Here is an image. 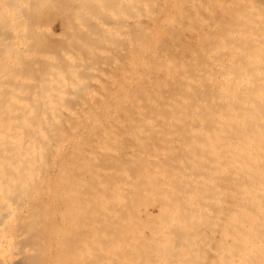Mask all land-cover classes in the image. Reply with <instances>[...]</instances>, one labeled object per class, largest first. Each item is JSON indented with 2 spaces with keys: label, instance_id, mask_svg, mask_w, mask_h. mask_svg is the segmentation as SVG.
Here are the masks:
<instances>
[{
  "label": "bare ground",
  "instance_id": "1",
  "mask_svg": "<svg viewBox=\"0 0 264 264\" xmlns=\"http://www.w3.org/2000/svg\"><path fill=\"white\" fill-rule=\"evenodd\" d=\"M29 1L27 2V0H0V13H1L0 17L2 18V20L0 18V20H1L0 21L1 22L0 23V33L5 35V36L8 35V39L9 40H6V42L8 41L6 45L11 44L9 46L13 45V47H14V45L17 42V40L20 39L21 36H23L25 33L26 34L23 36V37H25V39L23 38L24 41L25 40H29V39H26V36L29 37L28 33L32 32V34H33L34 32L31 31V30L36 29V27L37 28L39 27V24H40L41 21L38 22L37 19H36L34 23H35V25H38V26H35L33 24V22H32L33 26L31 24V26H32V28H31V26L28 23L31 21L32 18L29 19V14H27L28 16H26L24 14V13H26L25 12L26 9L24 7L27 6L26 2L29 4ZM35 1H37V2H35ZM35 1H34L35 2L34 4L31 2L33 7H35V8H36V5H38L36 9L34 8V10H33V8H32L33 11H30V12L34 13L33 14L34 16H32L33 19H35L36 16L38 15V13H36V12L40 11L39 13L42 16V12H45L47 10L46 13H48L49 11H54V10L57 11L58 9L60 11V8L63 6V4H66L65 2H63V4L60 3L59 0H35ZM61 1H63V0H61ZM118 1L119 0H78V1L75 0V2H78V4H77L78 6L76 5V7H74V8H76V9L79 8V11L82 9V11H84L83 14L92 15V17L95 16V14L97 13V15L95 16V17L98 16V18H95L96 22H98L99 19H100V21L97 23L98 25L94 24V23H93L94 25L92 23L90 24V25H93V30H92V28L90 29L89 25H86V23H85V20L87 21V19L88 20L92 19L91 16H90V18H88L89 17L88 15H87V17L84 16L85 17L84 20H83L84 23H85V24H83L84 26L82 25V22H81L82 20H80V23H81L80 26L81 27H83V28L86 27V26L89 27V29L87 28L88 31L86 29L82 28L85 31V33H86V31L88 32L87 36H89L90 34L94 33L93 31H94L95 25H97V28H99V29L95 28L96 31L100 30V27L103 28V29L104 28L105 29L106 28H110V25H111L109 23L110 22V19H109L110 17L108 16L109 18L108 17L104 18L105 17L104 15H106L107 13H105L102 16V14H103L102 12H106V10L103 11L101 8L103 6L107 7L106 5L109 4L108 5L109 10L112 12V14L114 16V13H113L112 10L117 8L116 6L120 5V4L116 5V3ZM128 1H131V6H130L131 7V12L129 13L130 16H126L127 12H123V14L126 16L125 20H126L127 17H129L130 20H131V24H130V26H131L130 27L131 28V30H130V43L127 42L128 43L127 44L125 42L127 45H129V46H127V45L126 46L129 48V50H127V51L130 54L127 53V55H129V57H128L129 58V60H128L129 63H127V64L124 63V64H126L128 66L127 67L128 70H124L123 71L122 66H121V70L120 71L118 70L119 73L120 72L121 73L125 72V74H123V75L127 74V78L125 77L126 78V85H125L126 87H125V91L123 90L125 92V95L122 96V97L121 96L120 97L117 96V98L119 97L118 99H115L117 102H113L114 99H110V98H106V97L103 99V98H101L102 97L101 95H100L101 97L100 96L98 97L99 99L101 98L99 100V103H98V101L97 102H92V100H94V98H90L89 97L90 98L89 99L88 97H86V95L89 94V93H85V90H86V88H85L86 85H85L83 87L85 89H83L80 86L81 90L83 89L82 93L84 92V94H86L85 96H83L84 97L83 100L85 101V102H83V104H76L77 100L76 101H74L75 99L72 100L73 96H72V94L70 95V93H68V95H67V96H69L68 98L64 97L66 95V93L65 92L63 93V91L60 90V91H62V94H64V95H63V97H59V98H61L63 100H67L68 99V101H71V102L74 101L75 104L64 103L63 102V104L61 105V108H63V111L61 110V108L58 111L59 106L54 105L53 109L55 111L50 114V111L52 109L50 108L51 110H47V108H49L48 104L51 106L52 103H50V101L46 100L47 101V105H46L45 99L47 98L49 100V99H51L53 97H51V96H43L42 99L40 98L42 101L40 100L41 103H39L38 106H40L42 104L44 106V107L42 106L43 108H45V106L46 107L48 106V107L43 109V108H40L41 107L40 106V107H38V109L39 108H40V110L43 109L42 111H43L44 114L48 111L49 112L48 117L51 115L52 119H53V121L51 120L52 123L49 122L47 124L46 130H45V127L43 125L44 121L42 122V120L39 117L41 113L38 112V111H31L33 109L31 108V106H29V104L32 105V103H31V100L28 101L30 98H32L31 96H28V100H27V103H29V102L30 103L27 104V105L23 104L26 107L28 106V108H26V107L24 108L23 107L22 110L19 109V111L21 113L23 111L24 112L23 114H25V115H21L20 114L21 115V119L19 118L20 115L17 116L18 117L17 119H15V116L17 115L16 113L19 114V111L16 110V109H13L12 106L13 105H18L20 103L19 101H22V102L26 101L25 99L27 98L26 97L27 93H25L26 96H22L23 94L19 95V96L25 97L24 100L18 99L19 103L17 102V100H15V98H17V96H18L16 93H14L15 96L13 95L12 99L10 97V99L12 101L10 99H8V97H6L7 100H5V103L8 106L3 104L4 98H2L3 100H0L1 101L0 102V107L1 108H3L1 106V103H2L4 108L5 107L8 108L10 106L11 109H13V110L9 109L10 107L8 109L11 111V113H15L14 115H12L11 113H8L9 110L5 108L6 109V113H7V115H5V109H3V110L0 109V118H1L0 122H2V123H0V126H1V124L5 123V122L7 123L8 121H6V120H8V119L10 121H12L11 118L13 116L14 117L12 119L14 121H12V122H13V124H16L15 128H11L10 125L12 123H10V122L7 123L6 126L9 125L10 129H9V127L7 128L5 126H1V127H4V129H1V127H0V139H1L0 145L2 146V148L0 146V151L2 150L0 155L2 154V156H3V157L1 156L2 158H8V157L11 158V159H7V160H9V163H7L8 162L7 160L3 159L5 161L3 163H5V164H0V168L1 167L3 168L5 166H7L8 164H10V166H12L13 162L16 159L17 160L15 161L16 163L14 162L15 163L14 165H18V164L22 163V162H20V163L18 162V164H17V161L18 160L20 161L21 158H23V160L26 159V162H23V163H28V161H29V163L26 164V166L22 167L21 170L20 169H18V170L14 169L15 170L14 174H13L12 170L8 171L6 169L7 170V172H6L7 174H9V173L13 174V176H10L11 178L9 176H7V179H5V178L1 179L2 177H4L7 174H4L5 172L2 171V170L0 171V174H2V172H3V175L0 177V179H1L0 182L3 183V184H1V186L3 188L0 186L1 187L0 190L2 189V191H3V192L1 191L2 194L5 192L4 190L7 189V187H5L6 185L9 187L8 189H10V191L7 189V192L11 193L12 191H14V192L11 193V195H8V193H6L7 195H5V193L3 194L5 197L9 196V199L11 198L10 200L5 198L0 193V195H1L0 198H2V196H3V198L0 199V201L4 202V203L1 202V204H3V207H4L5 203L7 204V202H8V205H6V206L10 207V204H9L10 202L9 201H11V205H15V206H12V207H16V209L20 208V207H18V205L20 206V204L21 205H23L25 203L29 204V202H27V201L23 202V200L20 201V199L17 200V201L15 200V199H17V196H19L18 198L22 197L18 193V191H16V190H20L21 188H22L21 189L22 191H19V192H24L25 196L27 195L25 198L29 197L28 199L34 197V196L31 197V195H33V193L32 194L30 193L31 191L34 192L35 195L39 193L36 197H38L40 195V193L43 194V192H42L43 190H42V185L41 184H42V181L45 178L42 177V176L45 175L46 171L44 172V170H42V169H45V167L47 168V173L46 174H47V178L50 181H51V176H52V174H51L52 171L51 170L54 169L53 172H56L55 171L56 168L52 167V166H54L55 141L56 140H57L56 141L57 142V146H56L57 147V156H58V160H59V172L58 173L61 174V175H58V179H57L56 175H55L56 177L54 176L57 179V180L55 179L56 184H59V187H57V185H56V187L60 188V186H61V192L58 194V196H57V193L55 191V193H56L55 199L58 197V199L56 201L57 205L55 204L56 202L54 200V190H52V188H51L52 185H51V187H48V186L45 185V183L48 184V185H50L52 183H50V181L48 182V180L46 179L47 181L43 184L44 187H46V189H48V191L47 190L46 191L48 193L47 194V196H48V204H49L48 207H51L50 208V213L52 214V218H50V223H51L53 234L52 233L49 234L50 236L47 239L43 238V240L44 239L45 240L41 241L42 244L40 242V244H41L40 247H38V244L37 245L35 244L36 246L33 245L31 248L30 247L26 248V247H28V243L29 242H26V241L23 240L24 237H22V233H24V230H23V232H21L22 231L21 229H23L26 226L27 227H32V224H31V226H29L30 224L29 225L26 224V226H22L21 225V226H19L20 227L19 230H20L21 233L20 232H19V234L16 233V237L15 238L17 239V235H19L18 236L19 238H21V237L23 238V239H20V240L17 239L19 242H21V244H23V245H21L22 248L18 247L20 249H7L9 247V245H6V244L7 243L9 244V242H7L6 244H3L4 242H3L2 239L5 237L4 235L8 236L9 234H12V233L8 232L10 229L7 230L8 229L7 227H3V226H6V225H3V223L6 224L8 222V221L5 222V220L9 216L8 217H4L5 219L2 218L3 216H0V220H1L0 227L2 226V228L4 230H7L6 234H5V231L3 232L1 230V228H0V230H1L0 233H2V232L4 233L3 236L0 234L3 237V238L1 237L2 239H0V241H2L1 245L3 244V246H5V245L7 246V248H3L0 245V264H69V262H68L69 251L72 250L74 252V250H75V253H76V249H79V248H77L78 247L77 245L79 243H81V245L79 244L81 247L79 246L80 250H77V251L78 252L80 251L81 255L78 254V256L80 255L82 258H80V256L78 257L75 253L74 254L78 258H80V261H82V259H83V261L86 262L87 260L89 261V256H93L94 255L92 253H96L97 252V254H98V255L96 254L97 256L101 255V254H99V252L97 250H96V252H94V250H95L94 248H93L94 249L93 252L90 251V249H91L90 246L92 247L91 241L95 240V238L97 236L98 237L102 236V239H106V242L110 243V246H109L108 250L113 255L112 256L113 259H114L115 256L118 257V254L120 252L125 251L128 254L131 253L130 255H132V253L133 254L134 253L138 254V251L139 250L141 251L142 248H146V247L147 248H151L150 245L154 246V244H155V246H156V244L157 245L160 244V245L165 246L166 243H168V245L165 246L167 248V246L169 247V243H171L170 245L171 246L173 245L172 247L176 248V249L172 250L171 249L172 247L171 246L169 247L170 251L172 250L171 252L173 254L175 253L173 251L177 250L178 249L177 247H179V246L181 247V250H183L185 248V246H186V249L188 250V248L191 247L192 244L194 245L196 243L195 239H198V237H199L198 236L199 235L198 228H197L198 219H197V221L195 219H193V217L196 216L195 213L197 212L196 210H194V206H196L194 203L196 202V204L197 203L200 204L199 200L202 201V199H203V202H205L206 204L202 203L201 205L204 204L205 207L207 208V210H208V207L212 208V209L208 210L210 212L211 216H210V214H208L209 212L207 210L203 211V213L197 212L196 214H198L197 216L200 217L203 220V222H204V220L206 218L205 216L208 217V219H206V220H211L209 218L212 217L213 214L217 213L214 210V208H216L215 206H219L218 204H220L221 198H222V201H221L222 204H220V205H221V207L223 205V207L221 208L219 206L218 209L217 208L216 209L219 210V208H220V210H219L220 212H221V210L223 211L225 208L227 210L229 209V208H227V205H225L227 202H225V203L223 202L224 194H227V193H229V194L231 193V196H233L232 197V199H233V213H231V214H233V219H232V215H231V217L229 216L230 212L226 211V210L221 212L222 216H221L220 212H218L219 214L213 215V217L217 215V219L214 218L215 220H217L216 226L213 227L214 229L216 227L215 232H214V229L211 228V230H210V226L206 225L207 224L206 220H205V223H206L205 226H204L203 223L199 222L201 224V226H202L204 231L206 229L208 230V228H209L208 231L211 232V234H212V232H214L213 234L216 233L215 235L217 236V238H215L214 237L215 235H213V236L211 234L208 235L207 234L208 231L206 230L207 232H204L202 235L204 237L207 236L206 239L208 238L209 240L208 239L205 240V238L203 236L199 237V238L202 237L201 240H203V238H204L202 243L199 242L198 244H196V246L198 245V246L202 247L203 251L201 253H203V252L205 253L204 261H203V258H201L202 259V264L203 263H205V264H226V263L229 264L230 262H232L230 264H264V223H260L261 221L259 222V219H261L260 217H262L261 214H262L263 211L262 212L261 211L257 212V209H256L255 211L258 213V215L253 213V214L257 215V216H255V215H252V213H251L254 210H251V206L249 207V203H251L249 201L253 200L254 196L259 198L260 201H261V202H259V200H258V202L261 203L260 207H258V209L260 210V208H261V210H263V207H264V206H261L262 204L264 205V178H263V175L261 173L262 172V168H264L263 167V165H264V117L260 118V116H261L260 114L263 115V113H264V38H263L264 37V20H263L264 19V15H263V11L264 10H261V9H264V8H261V7H263L261 5H260L261 7L258 6L261 1L258 0L259 4L257 6L259 8L255 4L249 3V4H251L252 9L250 10L249 8L246 7L245 11L246 10L247 11L250 10V13L252 11V15L249 12L248 13L246 12L247 15L250 14L248 16H246V14L244 13L243 10H244L245 7L243 8L242 4L245 6V3H247V2H249L251 0H128ZM128 1L127 0H126V2L124 1L125 5L123 3V5H121V6H126L127 7L128 6L127 4L130 3ZM254 1L255 0H253V2ZM75 2L73 3L74 5L76 4ZM111 2H114L115 4H113V3L112 4L116 5V6H114L115 8H113L112 10L110 8V5H112ZM256 2H257V0H256ZM60 4H62V6H59ZM247 4H246V6H248ZM254 6H256L258 10L260 9V11H258L259 13L257 12V9L255 11V9H254L255 7ZM30 7H32V6H30ZM64 7L65 6H63V8ZM105 7H103V8L105 9ZM249 7H250V5H249ZM71 8L72 7H69V9H71ZM118 8L116 10L117 12L121 9V7H120V9H118ZM21 9H23L24 13L20 12V11H22ZM124 9H126V8H124ZM127 9L130 10L129 6H128ZM29 10L30 9H28V11ZM42 10H44V11H42ZM240 11H243L242 14H244V16L241 15ZM69 12H70V10H69ZM117 12H115V13H117ZM119 12L120 13H117V15L121 14L122 11L120 10ZM234 12H238L237 15L240 14L241 16L240 15L232 16L233 15L232 13H234ZM20 13H23V14L21 15ZM78 13H79V15L82 14L81 11L78 12ZM83 14H82L81 18L79 16L80 19L83 18ZM98 14L101 17H103L104 20L108 18L109 22H107L106 20L103 21V18H102V21H101V17H99ZM123 14H122V16H123ZM70 15H71V13H70ZM253 15L257 16V17H258V15L259 16L263 15V17L262 18L259 17L260 19L259 20L257 19L258 20L257 21V20H254L256 17H251L253 20L250 18V16H253ZM23 16H26V18L24 19ZM27 18H28L29 21L27 20ZM43 18H45V17H43ZM79 18L76 17L77 20H79ZM111 18H113V17H111ZM33 19H32V21H34ZM65 19H67V18H65ZM24 20H27V21H24ZM93 20H94V17H93ZM114 20H115V18H114ZM125 20L123 22H121V23H125L126 22ZM89 21H92V20H89ZM26 22H27V24H26ZM115 22L119 24V22H117V21H115ZM49 23H50V21H49ZM69 24H71V26L73 27V28L71 27L72 30H75V28L78 29V27H76L77 25L74 22H73V24L76 25V26L74 25L75 27L72 25V23H69V21H68V25ZM87 24H89L88 21H87ZM128 26H129V24H128ZM33 27H35V28H33ZM114 27H115V25L113 26V29H114ZM123 27L125 28L126 25L123 26ZM26 28L28 30H26ZM66 28H68V26ZM69 28H70V26H69ZM36 30H38V29H36ZM108 30H110V29H108ZM38 31H41V30H38ZM90 31H92V33L89 34ZM115 31L118 32V30H115ZM76 32H77V34H79L81 31H79V33H78V31H76ZM51 33H54V32L52 31ZM68 33H70V32H68ZM72 33H71V35H72ZM118 33H116V34L118 35ZM36 34H39V33L37 32ZM95 34H97V33H95ZM100 34H101V32H100ZM125 34H126V32H125ZM125 34H123V36ZM12 35L14 36L13 38H12ZM54 35L58 36V35H56V33ZM74 35H76V34H74ZM79 35L82 38V36L85 35V34L80 33ZM94 35H92L91 37H94ZM107 35H109V34H107ZM119 35H118V39H120ZM221 35H223V37ZM30 36H32L31 33H30ZM37 36H40V35H35L32 38L34 39V37H36V38H38V39H36V41H38V40L40 41L41 37H37ZM50 36H52V35H50ZM61 36H59V38H61ZM80 36L78 37L79 39H80ZM123 36H120V37H123ZM218 36H220V37H218ZM10 37H11V40H13V39L15 40L17 38L18 39L16 40V42L13 41L14 44H12V43H9V42H12L10 40ZM69 37H70V35H69ZM104 37L105 36H103V38ZM0 38H1L0 39L1 43H2V41H3V43H6L4 41L7 38H4V37H0ZM84 38H86V36ZM88 38H89V40L91 39L90 37H88ZM99 38H101V37H99ZM33 39H31V41ZM74 39H76V38L74 37ZM79 39H76L78 41L77 42L78 43L77 46L79 45V43H83L84 44V40L86 41V43L89 42L88 39H84L82 41L79 40ZM107 39H109V38H107ZM111 39L112 38H110L109 41ZM21 40L22 39L18 40V41H20V43L18 42V44H16V46H15L16 48L12 47V50L16 49L15 52L17 50H19V48H20L19 46L23 45L21 43L22 42ZM65 40H67V38H65ZM113 40H114V38H113ZM122 40L125 41V39H122ZM33 41H32V43H33ZM64 41H62V42H64ZM94 41H98V39L97 40L94 39ZM101 41L102 40H100V42ZM114 41H116V40H114ZM103 42H104V40H103ZM202 42H204V43L206 42V45L204 44V45L201 46ZM41 43H42V40H41ZM45 43H47V42L44 41L43 44H45ZM96 43H99V41L96 42ZM106 43L108 45V41H106ZM122 43H123V45H125L124 42H122ZM199 43H201V44H199ZM25 44L29 45L27 43H25ZM39 44H40V42H39ZM1 45H0V47H1ZM17 45H19V46H17ZM70 45H72V44H70ZM99 45H100V43H99ZM107 45H104V46H107ZM9 46H7V47H9ZM32 46H33V44H32ZM58 46L59 45H57V47ZM77 46H75V47H77ZM89 46L90 45H88V47H85L86 50L84 49V47H83L84 50L81 49L82 47L80 48L81 51L83 50L82 52H84V55H86L85 51H87V49H88V54H90V52H89L90 47ZM93 46H91V47H93ZM2 47H3V45H2ZM17 47H18V49H17ZM22 47H27V48H25V50L30 49V50H28L25 53L23 52L25 54V56L30 55V53L33 52V49H35L34 52L36 53V55L35 54L31 55L32 58H31V56H29L30 58H27V60H25L26 58L23 57V55H22L23 59H22V57L20 55H17V56L12 55V56H14L13 57L14 59H13V58H10L11 56L9 57V54L11 52V48H7V50L9 49L10 51H5L4 49H2V50L5 51V54H7L6 57L10 58L9 61H11V62L8 63V60H7L6 57H5V59L4 58H2V59H4L5 62H7L8 65L9 64L11 65L12 62L15 63V61L24 62L23 64L26 63L25 65L28 64L27 66H30V67H26L23 70V67H24L23 66L21 71H23V74L25 73V71L28 72L27 75H29V77L31 76V78H33L32 74L35 73V71L37 69L36 68L37 66H35V67L32 66L31 67L30 64H33V62L32 63L31 62L27 63L25 61H28V59L29 60H36L35 56H38L39 60L37 59V61L40 62L41 61L40 59H42L44 55L43 56L41 55L40 57H42V58H40L39 55L37 54V53H40V52L38 50H37L38 52H36L37 48H35V47H33L32 49H31L30 46H29L30 48L28 46H24V45ZM39 47H42V49H44L46 47V45H45V47H44V45L43 46L40 45ZM53 47L54 46H51V48H53ZM60 47L62 48L63 45L60 46ZM72 47H74V45H72ZM79 47H77V48L79 49ZM47 48L49 49V51H48V49H46V51L49 52V53H47V55L51 54L52 49L50 50L49 47H47ZM59 48H57V49H59ZM67 48H68V46H67ZM67 48L65 46V49H63V50L67 51L71 47H69L68 49ZM118 48L121 49V46L119 47V45H118ZM55 51H56V49H55ZM81 51L78 50V53H80ZM15 52H13V53L17 54V52L16 53ZM61 52H60V54L63 55V57H64L65 54H62ZM72 52H73V50H72ZM120 52H122V49H121ZM23 53H21V54H23ZM54 53L55 52H53V55H54ZM97 53H98V51H97ZM122 53H124V51ZM40 54H42V53H40ZM55 54L57 55V53H55ZM76 54L77 53H75L74 56H76ZM45 55H46V53H45ZM56 55H54V56H56ZM67 55H68V57L70 56V54H67ZM71 55H73V53H71ZM78 55H79L78 58L81 57V58H79L81 60L82 56H80V55H83V54L80 53ZM93 55H95V53ZM125 55H126V53H125ZM125 55L123 57H127ZM4 56L5 55L3 54V57ZM100 56H102V55H100ZM16 57L17 58L21 57V59L18 58L19 60H16L17 59ZM56 57L59 58V56H56ZM56 57L52 56L53 59L55 58L54 61H56V63H57L59 61H57ZM63 57H62V59H63ZM89 57H86L87 59L85 57L84 58H85V60H90L91 59V61H92V58L94 56L90 55ZM98 57L99 56L97 55L94 58L98 59ZM45 58H46L45 61H43V62H45V64L49 63V66H50V64L53 65V63H52L53 61L46 62V60H49V57L47 58V56H46ZM65 58L67 59V57H65ZM69 58H72V57L70 56ZM100 58H99V60H100ZM121 58H122V56H121ZM121 58L119 57V59H121ZM62 59L59 58V60H61V62L66 61L65 59L64 60H62ZM73 60L75 61L76 59L74 58ZM0 62H2L0 64V66L2 65L1 67H3V68L5 67V69L7 71L8 70L7 68H9L10 66L7 67L8 65L6 63H5L6 64V66H5L3 64L4 61H2V60H0ZM92 62L98 63V61L95 60V59ZM92 62L88 66L89 68H87V69H86V67H83L84 65H82V63L79 64V62L77 60H76V64H78V66L80 65L79 68L77 67V65H75L74 62H70V59H69V62H65L64 64L67 63L69 65V63H70V66H72L71 64H74L76 66V68H75L74 65L71 67V70H74V69H72L73 67L75 68V70L72 71L73 72L72 76L74 77V75H76V74H74L75 71H78V73H79V70L81 69L82 72H85V70L83 71V68H85L86 72H88V69H90L91 67H97V65L95 66V64L92 63ZM120 62H118V63H120ZM123 62H125V61H123ZM83 63H85V62H83ZM99 63H98V65H99ZM116 63H117V61H116ZM85 64H87V62ZM68 65L66 66V68H65V66H63V68H65V69L69 68L70 66H68ZM91 65H94V66H91ZM102 65L105 66L103 63H102ZM117 65H119V64H117ZM126 65H124V66H126ZM16 66H18V65H16ZM57 66H59V65H57ZM12 67H14V66H12ZM60 67H61V65H60ZM119 67H118V69H119ZM52 68H54V66ZM46 69L48 70V68H44V67L41 68L40 70L37 69L36 73H40L41 70L44 71ZM124 69H126V68H124ZM11 70H13V69H11ZM28 70H31V71H28ZM47 70L45 72H47ZM68 70H70V68ZM68 70H66V71L68 73H70L71 71H68ZM92 70L95 71L96 68H93ZM8 71H10V70H8ZM127 71H128V73H127ZM2 72L3 71L1 70L0 73L3 75L4 73H2ZM13 72H14V70H13ZM30 72L31 73L33 72V73L31 74ZM45 72H43V73L41 72L40 75L44 74L45 76H47ZM63 72L61 71V72H57V73L62 74ZM95 72L93 73V71H92L93 74H96ZM9 73L10 72H8V74ZM14 73H16V72H14ZM68 73L65 74V72H64L63 76L68 75ZM88 73H90V72H88ZM85 74H87V73H85ZM11 75H12V72L10 73L9 76H11ZM19 75H20L19 79H22V82L25 81L23 79L24 77L22 78L21 74H19ZM40 75H35V78H37L36 76H40ZM70 75H71V73H70ZM90 75H91V73H90ZM42 76H41V78L38 77L39 78L38 81H35L34 79L33 80L35 82H39L40 80H43L42 81V85H45V87H48L50 84L47 83V82H49L50 80L52 81L53 78L52 79L48 78V77L46 79L44 78L47 81L46 84H44L45 80L43 79ZM121 76L122 75L120 74V76L118 78H116V79L120 80L119 78ZM14 77H16V76H14ZM78 77H80V76H78ZM25 78H28V77H26V75H25ZM57 78L55 77L54 80H56L58 82V85L62 84L61 82L58 81L59 79H57ZM104 78H107V77H104ZM84 79H87V78H83V80ZM97 79L99 80V78H97ZM9 80H11V79H9ZM64 80H65V78L63 79V81ZM124 80L125 79L123 77V81ZM51 81H50V83H51ZM115 81H113L114 84L113 83L112 84L114 86L115 85L117 86ZM64 82H63V84H64L63 86H67V84L64 83ZM86 82H87V80H86ZM4 83L5 82H3V84ZM30 84H31V82L29 83V85ZM32 84H34V83H32ZM39 84L41 85V82ZM47 84H49V85H47ZM82 84L83 83H81V85ZM84 84H86V83H84ZM123 84H122V86H123ZM15 85H17V84H15ZM21 85H22V83H21ZM26 85L27 84L25 83V86ZM41 86L40 87L35 86L36 88L37 87L39 88L37 90L38 92H43V90L45 91V88H42ZM76 86H77V84H76ZM119 86H120V83H119ZM122 86L119 87L120 89L115 90V92L118 91L117 93H119V91L121 90ZM7 87H8V84H7ZM9 87H11V85ZM14 87H13V89L15 90L16 87L15 88ZM67 87H66V90H67ZM70 87H71V89H73L72 88L73 86H70ZM99 87H101V86H99ZM19 88H21V87H19ZM74 89H76V88H74ZM48 90L50 91V89H48ZM26 91L27 90H25V92ZM60 91H58L57 94H59ZM75 91L78 92V90H73L72 92H75ZM123 91H121V92L124 93ZM16 92H17V90H16ZM111 92H113V90H111ZM0 93H2V92H0ZM18 93H21V92L18 91ZM22 93H24V92L22 91ZM31 93L34 94V92H31ZM44 93H47V92L45 91ZM44 93H39V95L38 94H34V95L40 96V95H42ZM9 94H11V92H9ZM12 94H13V92H12ZM48 94H51V93L48 92ZM76 95L77 94L74 95V98H76ZM79 95H80V93H79ZM95 96L97 97L98 95L96 94ZM111 96H113V94ZM114 96H116V95H114ZM2 97H5V96H2ZM69 98H70V100H69ZM85 98H88L89 100L85 99ZM13 99L15 100V102H13L14 101ZM43 99H44V102H43ZM77 99H78V97H77ZM80 101L82 102V99H80ZM80 101H79V103H80ZM7 102H8V104H7ZM15 103H17V104H15ZM9 104H11V105H9ZM19 105L21 106V104H19ZM76 108H77V110L79 108V110L78 111L71 110V109H76ZM97 108L98 109H104V110H106V109L107 110L108 109H110V110L111 109H115V110L116 109H120V110L119 111H115V110H113V111L112 110L111 111L110 110L109 111H107V110L106 111H104V110L103 111H98L97 110L96 111ZM83 109H86V110L87 109H89V110L91 109V111H88V110L84 111ZM92 109H95V111H92ZM14 110H16L17 112L14 111ZM28 110H30V111H28ZM80 110H83V111H80ZM3 114H4L5 118H3V116H2ZM10 114H11V116H10ZM23 116H24V120L26 119L27 116H29V119L27 117V120L23 121L22 120ZM55 116L57 117L56 120H55V118H56ZM30 118L33 119L34 124L37 127V138L34 135L35 136V137H33L34 142H32L34 144L31 143V141H33V139L32 140L29 139L30 141L28 140V137L31 138V135L33 136V134H35V133H33L32 126L29 124V123L32 122V121L29 122V120H31ZM49 119H51V117ZM15 121H17V122H15ZM20 121L22 122L21 124H23V126H21L22 129H24L23 128L24 126H25V129L27 128V126H30L29 128H31V132H30V130H27L26 134L24 133L25 131L21 132V129L19 130V128H17V124L18 123L20 124ZM55 121L57 122V127H55L56 126ZM89 124H91L90 126H92V124H95L96 128L92 126L94 128L95 132L91 131L90 128H92V127H89V130H88L87 126H89ZM105 124L107 126L106 130H108V131L111 130V131H109L111 133L113 131H115V132L111 134V133H109L107 131L110 135L108 133L104 132V131H103L104 133L101 134L102 131H100V130L98 132H96L95 129H97V127L99 128L101 125H105ZM144 124H146L147 126L150 125L152 127L155 126L156 130H159L158 129V125H160V127H159L160 129H163L165 127L164 124H166V125L172 124L173 128L175 129L174 130L175 132L171 133L173 128L171 126H168V128L170 127L172 129L171 130L169 128L171 130L169 132L171 134V138L175 137V135L177 134L176 133L177 129L178 130H190V132L188 131L187 134H191L195 130V133L198 136L202 137V138L198 137L200 139V141H198L199 139L197 137L196 138L194 137L195 139L191 138V136L193 134H194L193 136H197L195 133H192V135L190 136L191 141L194 139L193 142H195V140H196V141L199 142V143L197 142L198 144L201 143L200 145H198L197 143L195 144L193 142H192L193 144L190 143V141L187 140L186 135L183 136L182 142H180L181 141L180 137L177 136L178 139L174 138L175 141L177 140V144L178 145H180V143H181V146H184V147L188 146L189 144H191V146H193V148H191L192 149L191 151L193 153H189L190 152V150H189L188 151L189 156H187L188 153H187V149L186 148L180 146L181 150H180V148H178V150H177L176 147L173 149L171 146L174 144L175 141L172 140L173 143H172L171 146H169L171 144V143L169 144V142H171V141L166 143L167 142L166 140L168 138L163 135L165 132H162L163 134L161 133L163 135V137L167 138L164 141L162 139L163 138L162 137L161 138L162 139L161 142L169 144V145H166L167 146V150H168V147H170L168 152H170V153L171 152H177V153H175L176 155L174 153H171V155L174 154V155H172L174 160L171 159L172 158L171 156H170L171 158H169V159H171L170 161L172 163H174V162H176V163L171 165V166L168 163H166L167 165L170 166V168L172 170V172H171L170 168H169L168 172L170 173V175L174 173V179L175 180L171 177L172 175L170 176L169 174H168V176H170V177H168V178L169 179L170 178L173 179L174 182L176 183L175 185H177L175 187H178L179 192H182V194L184 193L186 195L187 200L184 201L185 203H186V201H189L191 199V196H192L193 192L195 191V190L193 191V188L197 189V187H198L201 191L208 192V190L211 189L210 185L214 184V187H212V191L214 192L217 188L215 190H213V189L217 185V187H218L217 191L218 192L215 191V193L216 194L218 193V196H217L218 203H217V205L214 204V203H211V202L208 204L207 203V199H208V202H209V200L212 201V199L211 198L209 199L207 197L202 198V199H199V198L196 199L195 198L193 200V205L194 206L192 205L193 206L194 215L189 218V216H186V215H188L186 212H189V210L185 211V212H184V210H182L183 206L187 205L189 203L185 204L183 202V199H185V197H183V196H182L183 199H178L179 197L176 196V194L178 195V193L177 192H173L174 190L172 189L173 190V191L171 190L172 192H170V193L167 192L169 195L171 194V196H172V197L168 196L169 199L173 200V196H174V200L173 201L175 203H177L180 200V203L182 202V203H184V205L182 203L180 205L179 202L177 203V205L173 204V206L175 205L173 211H172V209L169 210L167 207L165 208V206H164V208L166 210L168 209L167 212L170 211L169 212V214H170L169 217L171 216L175 220V219L179 218V216H180V218L182 220H177V221L178 222L187 221L188 225L187 224L185 225V222L183 223V225H177V224L173 225V224H171V221L173 219L172 218L170 219L169 217L167 218V216L164 217V219L166 218L165 220L164 219L162 220L163 224H164V221L167 222L166 225H163L162 222H160L161 223L160 224L158 220H156V221L159 224H157V223H152L151 224L150 223L151 225H149V223H148V225H147L146 221H148V220L145 219L146 220L145 223H142V222H140L141 221V219L139 218L140 215L138 217L139 220H137V218H135L133 216L138 221L137 224L141 223L143 225L144 224L147 225V226L144 225L145 228L144 229L141 228V229L143 230L144 234L147 232V233H150V235L148 236L149 239L146 238L147 240L141 238L144 234L141 237H139V238H141L140 240H137V239L135 240L133 238V236L131 235V234H134V233L131 232L130 238L131 237L132 238L130 240V239H128L129 238V236H128L129 234H128V231L125 230V226L127 227L130 223L132 224L133 217L130 220L127 219L130 222L126 220L128 222L127 225H126L127 222L124 219H122V220H124L125 225H124L123 221L119 220V218H116V219H118L120 224L124 225V228H122L123 226H121V228L124 229L123 231H125L126 235L128 234L127 235L128 236L127 240H121V238H119V237H122L123 235H125V233L121 234V231H119L120 235H121V236H119L118 231L115 230L116 228L120 229L119 228L120 225L118 223H117L118 225L117 224L113 225L111 222H109L110 219H114L115 215L118 212H119L117 214L118 217H119V215L121 213V210L118 208V206L120 205V208H121L123 204L121 203V201H119V202L117 201L118 200L117 197L119 196L120 198L122 197V199H124V196H123V195H125L124 192H127L129 194V190L133 189L134 187L137 188L136 186H140L141 185L142 187L140 186L141 187L140 189L144 190L145 187L143 188L142 184H144V183H141L142 180H140V178H141V174L140 173H142V171H143V170L141 171V168L144 167L145 165L139 167V165H141V163H142L141 162L139 164V161L141 160V158L143 156H144V158L146 157L147 159L151 156V154L153 156L151 148H150V153L151 154L150 155L148 154L149 157L147 156V153L149 152V150H147L148 151L147 153H145L146 151L144 152V149H145L144 147H145V145H147V143L149 144L147 147H149L150 145H152L151 147H154L155 145H157L155 143V139H153L152 137H150V139L153 140L155 145L151 144V141H150V143L148 142L150 139L147 138V136L149 135V133H151L150 131H148L149 129L147 130V132H144L145 134L142 133V135L144 134V136L139 134L140 133L139 130L141 128V125H144ZM151 124H155V125H151ZM161 124H163L162 125V127L164 126L163 128L161 127ZM176 124H179V126H178L179 128L176 127ZM135 125H138V126H136V127H138V129H136V127H133ZM146 125H144V127L141 128V130H144ZM156 125H157V127H156ZM180 126H181V128H180ZM191 126H193V128ZM78 127L81 128V129H84V130L87 129L88 132L85 133L86 131L82 130L81 131L82 133H81V132H79L80 129ZM152 127H151V129H152V133H153L155 131V130L153 131V129H155V128H152ZM16 128L19 130L18 132H21L22 134H19L18 132H16L17 131ZM108 128H111V129H108ZM134 128L136 130H134ZM8 129L9 130L12 129V130L7 132V133L1 131V130L8 131ZM196 130H198L199 134L196 132ZM13 131H15L14 135L12 134ZM89 131H91V132L89 133ZM131 131H133V132L130 133ZM134 131H136L135 133H137V131H138L137 135L139 134L138 135L139 137H137V135H135L136 136V138H135ZM10 132H11V134H10ZM157 132L153 133V135L155 136V134H157ZM146 133L148 134L147 136H146ZM169 133H168V135H169V138H170V134ZM16 134H18V135H16ZM130 134H133V136L131 137ZM178 134H180V133H178ZM12 135H13V137H11ZM15 135H16V137H15ZM23 135H25V136L29 135V136H27V138L25 137L26 138L25 139ZM158 135L159 134H157L156 137ZM18 136L20 138H18ZM101 136H103V138H101ZM140 136H142V139H143V137H144V139L146 137V141H147L146 144H144L145 141L142 140L140 138ZM179 136H181V135H179ZM13 138H14V140H12ZM157 138H160V135ZM157 138H156V140H157ZM16 139L19 141V143L21 141V143H20L21 147L20 148L18 147L20 145L17 146V144H19V143L15 142ZM77 139L79 140V142H78ZM80 139H81V143H80ZM26 140H28V141H26ZM140 140L144 141V142L142 143ZM183 140H185V141H183ZM23 141L27 142L28 146L25 145L26 143L23 145L22 144ZM36 141H37V144H36ZM103 141L108 146H110V147L112 146V148L113 147H115V148L109 149L106 146V148H108V149H105V146L102 143ZM158 141H159V139H158ZM186 141L188 143H186ZM77 142H78V145H79V143L82 144L81 146H83V147H82L81 150L76 145ZM137 142H141V143H137ZM157 143H160V142H157ZM14 144H15V148H13ZM163 144L161 145L162 147H163ZM184 144H186V145H184ZM194 144L196 146L202 147V152H201V150H199V151L195 150L196 146H194ZM30 145L37 146V148H33L32 146L30 147ZM178 145H173V146H178ZM16 146L18 148H16ZM24 146L25 147L27 146L28 149L25 150L27 147L25 148ZM101 146L102 147L104 146V149L103 148L100 149L99 147H101ZM164 146H165V144H164ZM166 146H165V148H166ZM136 147H139L140 149H143V148L144 149L140 150L139 148H136ZM29 148H30V150H31V148H33V150H32L33 153L32 152L31 153L33 154V156H35L33 158V156L29 154L30 156H32L31 160L29 159L30 156L28 155V152L30 151ZM135 148L137 150H132V149H135ZM154 148H156V147H154ZM157 148L160 149V147H157ZM171 148L173 150H175V149L176 150L172 151ZM183 148L185 149V151H184ZM10 149H11V152L9 151ZM12 149H15V152L17 151L16 154L20 153L19 155H21V157H20V156H16V154H13V155L16 156V157L14 156L15 157L14 161H12L13 157L11 156L12 152L14 151ZM34 149H36V150H34ZM188 149H190V148H188ZM19 150H21L23 153L20 152ZM158 150H157V152H158ZM162 150L163 149H161V151ZM8 151H9V153H8ZM25 151H27V152H25ZM179 151H181V155H180ZM194 151H195V153H194ZM196 151H197V154H201L202 158H201V156H200V158L203 161L202 160L201 161L197 160V159H199L198 157L196 159V157H195V156H197L196 155ZM15 152H13V153H15ZM143 153H144V155H143ZM162 153H165L166 156L168 157V154L166 152H162ZM162 153H160L161 157L164 156L165 157L164 159L166 160L167 158H166L165 154L163 155ZM183 153H186L187 155L183 154ZM191 154L193 156L195 154L194 158H192L193 156ZM23 155H25V156H23ZM152 156H151V158H152L151 160H153ZM156 156H157V154H156ZM174 156H176V157L180 156L182 161L184 159L186 161L182 162L179 159L180 157L179 158L177 157V159H176V157L174 158ZM228 156L230 157V159L228 158ZM159 157H160V155H159ZM161 157L158 158V162L154 161V163L156 165L160 164L159 162H161ZM51 158H52V160H51ZM1 159H0V162H1ZM32 159H33V161H32ZM77 159H78V162H80V168L79 169H76V167H77ZM156 159H154V160H156ZM231 159H233L232 160L233 162L231 161ZM165 160H163L162 163H165L166 161L168 162V160H166V161ZM177 160L179 161L178 162L179 164L177 163ZM192 160H193V162H192ZM30 161H32L33 163H31ZM196 161L198 162V164H197ZM34 162L36 163L35 164L36 167L32 166L34 164ZM44 162H46L45 165H44ZM203 162H205V163H203ZM228 162H229V165H230V163L233 165V166L231 165L232 168L229 165L227 167ZM30 163H31V165H30ZM157 163H159V164H157ZM194 163H196V166L194 165ZM144 164H146V163H144ZM155 164L153 166H155ZM201 164L204 167V171L203 172L205 173V175L202 172L203 169L201 167ZM42 165H44L43 168H41ZM165 165H163L164 166L163 168H165ZM167 165H166V167L168 168L169 166H167ZM14 167L15 166H13V168ZM26 167H27V169L25 170ZM149 167H150V165H149ZM210 167L212 168V170H215V172L212 171ZM33 168H34V170H33L34 172L33 173H35V171L36 172L37 171L40 172L37 175L35 173V176H36V180L35 181L33 180L34 179L33 173H29L30 171H32ZM35 168H37V169H35ZM160 168H161V166L158 167V169H160ZM228 168H231L232 170H230V171H233V172L228 171ZM9 169H11V168H9ZM28 169L30 171L25 172ZM145 169L148 170L147 164H146V168ZM152 169L155 170V168H152ZM19 170L21 171L20 173H19ZM23 170H24V172H22ZM56 170H58V169H56ZM149 170H151V169H149ZM209 170H210V172H209ZM16 171L18 172V175L16 174ZM42 171H43V173H42ZM200 171H201V173H200ZM211 171H212V175H213V172L215 173L214 174L215 177L214 176L211 177V174L209 175V173H211ZM76 172H78V173H76ZM155 172H157V171H155ZM158 172H160L161 174L164 173L163 171L161 172V170H159ZM166 172H167V169H166ZM21 173H22V175H21V177H19V179H21V180L18 179V181L22 182L24 179H27V178L29 179V177H28L29 175L28 174H30V176L32 174L33 177H30L31 180L29 179L30 183L29 184L26 183V181L28 182V180H26V181H23L24 185H30L31 184L32 186H34L33 182H36V183L37 182L38 183L41 182L40 183V185H41L40 187L41 188L40 187L39 188L36 187V186H38V184L37 185L35 184L36 186H34V187H36V188L33 187L32 188L33 190L31 189V186H28V187L25 186L24 187V186H22L23 184H21V186H20V182L17 181V178H18L17 176H20L19 174H21ZM24 173H25L27 178L24 175L25 178L22 180ZM144 173H142V174L145 175ZM227 174H230V175L233 174V176H231L228 179L226 177ZM263 174H264V172H263ZM156 175H157L156 176V178H157L159 175L158 174H156ZM76 176H79L80 180H81V190H80L81 191V196H80V200H79L80 202H78V204H80V207H88V208H87V213H85V216L82 214L83 215V218H81V222L82 223L81 224L78 223L80 220L77 221V223L80 224V226L78 225V227H80V230L77 229L78 230L77 231V230L74 229L75 231H77V233L80 231L79 235L76 234L75 231L74 232H73V230L71 231V232L74 233L75 236L78 235L76 237L77 239H78V237H80V239H81V240H79V239L77 240L75 238L77 240V242H79V241L80 242L77 243L76 249L73 250V249H71L72 248L71 245L73 247H75L74 243L76 244V241H72V239H74L73 238L74 236L72 237V239H70V242L72 241L71 244H70V242L67 239V232H68V226L70 225L69 224L70 220H68L66 218V215H67V211H68L67 208L68 207H74L73 209H75L76 206L78 205L77 202L75 201L74 190H73ZM147 176H149L151 178L153 177L151 175H148V173H147L146 177ZM201 176H202V178H204V180H207V182H209V183H206L201 178ZM14 177H15V179H13ZM143 177L144 176H142V178ZM149 177L147 179H150ZM207 177H209V179ZM42 178H43V180H42ZM168 178H165V179H168ZM199 178H201V179L199 180ZM169 179H168V181L171 184L172 180H169ZM210 179L212 180V182H211ZM230 179H231V182L229 181ZM8 180H10L11 183L12 182L13 183L10 185L8 183ZM32 180H33V182H32ZM144 180H145V182L146 181L149 182V180H146L145 177H144ZM144 180L142 182H144ZM152 180H153V178H152ZM155 180L156 179H154L153 181H155ZM196 180H199V182L196 181ZM202 180H203V182L205 184L204 186H203ZM53 181H51V182H53ZM200 181H201L202 185L200 184ZM215 181H217L216 185H215V183H213ZM232 181H233V185H232ZM6 182H7V184H6ZM152 182L150 181L149 184H151ZM194 182H196V183H194ZM197 182L200 184V186H198L199 184ZM210 182H211V184H210ZM220 182H222L221 184H223L224 186L221 185V184L219 185ZM228 182H229V185H228ZM155 183H156V181H155ZM157 183L160 185V188H161V184L162 183L160 182L161 183L160 184L158 182V180H157ZM154 184L152 183V185H154ZM158 184H157V186H158ZM163 184H162V186H163ZM206 184L207 185L210 184L209 187ZM172 185H173V183L171 184V186ZM194 185H197V187H195ZM144 186H146V185H144ZM166 186L167 185H164V189L165 188L166 189L170 188V187H168V186L166 187ZM201 186L203 187V189H201L202 188ZM211 186H213V185H211ZM219 186L220 187L221 186L224 187V188L221 187L222 188L221 190H223L222 193H221V191L219 189L220 188ZM225 186H227V189H226ZM17 187L18 188L20 187V188L18 189ZM44 187H43V189H44ZM172 187H174V186H172ZM230 187H231V189H230ZM26 188H27V190H26ZM37 188H38V190H37ZM57 188H56V190H57ZM162 188H161V190H163ZM228 188L230 190H233V192H230V190H228ZM28 189H29V191H28ZM39 189H41V190H39ZM140 189L137 188L136 190L140 191ZM147 189H148V185L146 186L145 190H147ZM143 190H141V191L143 192ZM145 190H144L145 193L143 192L144 195L142 193H140V195L141 194L143 195V198H141V199H145L146 197L149 196L148 194L153 192L152 188L150 190L148 189L150 191V193H148L147 196H146L145 194H146L147 191H145ZM155 190H156V188H155ZM161 190H160V193L157 191V195L158 196L161 193L164 194V192H162ZM167 190L170 191V189H167ZM204 190H206V191H204ZM37 191H39V192H37ZM28 192H29L30 195H28ZM16 193H18L19 195L18 194L16 195ZM132 193L139 195L138 192L134 193V192L131 191V195L127 194L128 196L125 195V197L127 196V198H128L130 196H133ZM154 193H156V191ZM195 194H201V193H199V191H198ZM204 194L205 193H203V195ZM154 195H156V194H154ZM154 195L150 196V198L152 199L154 197ZM157 195H156V197H157ZM165 195H166V198H168L167 194H165ZM165 195H163V197L161 195V197L165 198ZM41 196L42 195H40L38 198H40ZM134 196H136V195H134ZM144 196H146V197L144 198ZM36 197H34V198H36ZM175 197L177 198V200H176ZM38 198H36L37 199L36 201L38 202V204H41L42 199L41 198L38 199ZM114 198H115V200L116 199L117 200L115 201ZM130 198L128 200H130ZM134 198H136V197H134ZM166 198H165V200H166ZM13 199L17 202L16 204L12 203ZM22 199H23V197H22ZM32 199H30L31 202L32 201L35 202V199L34 200H32ZM131 199H132L131 202L127 203V201H126L127 206L130 203H131L130 204L131 207L133 206L132 205L133 204L132 201L134 199L133 198H131ZM205 199H206V201H205ZM6 200H9V201L6 202ZM30 200H28V201H30ZM147 200L149 201V199H147ZM153 200H154V198H153ZM153 200H150V202L153 201ZM172 200L170 201V203L173 202ZM24 201H25V199H24ZM144 201H146V199L143 200V202H141V201L140 202L142 204L146 203ZM167 201H168V199H167ZM19 202H21V203L19 204ZM115 203L119 204V205H116ZM228 203L230 204V201H228ZM26 204H25V207H26V209H28ZM31 204L33 205L35 203L32 202V203L29 204L30 205V206H28L29 210H30V208L33 209L35 207V206L32 207ZM136 204H134V206ZM142 204H140V205H142ZM149 204H148V206H149ZM152 204H154V203H152ZM55 205L57 207H55ZM114 205H115V207H114ZM155 205H153L152 207H154ZM179 205H180V207H179ZM204 205L201 208H196V209L197 210L198 209L203 210L205 208ZM0 206H2V205H0ZM148 206L146 204V208ZM160 206H162V205H159V208H160ZM198 206H200V205H198ZM247 206H248V210L249 209L251 210V211L249 210L250 211V216H252V218H253V216L259 218L258 219V218L254 217L255 221L257 220L256 223H253V222H255V221H253V222L248 224L247 220H245V218L244 219L242 218L246 214V213H244L245 210L242 209V208L247 207ZM22 207H24V205ZM108 207H110V208L113 207V212H114L115 208L118 209L119 211L117 212V210H116L115 212H117V213H115V214L112 213L114 215L113 216L111 213H109L110 209ZM176 207H178L180 209L182 207V209L180 211H183V214H184L183 216L185 217V220H184L183 216H181V214L180 215L177 214V211H179V210ZM228 207H230V206H228ZM239 207L241 208L242 212L240 211ZM123 208H125V207L123 206L122 209ZM161 208L159 209L160 211H159L158 214H154L156 212H154V213L149 212L148 213L149 214L148 216L150 217L152 222H155L154 220L157 219V218L160 219V217L163 214H165L166 211L162 210ZM11 209L12 208L10 207V209H8V210H11ZM18 209H17V211H18ZM38 209L41 210L40 208H38ZM126 209H127V207H126ZM130 209H127V210H130ZM143 209L144 210H142V211H146L145 208H143ZM175 209H177V210H175ZM184 209L187 210L188 208L187 207L185 208V206H184ZM23 210H24L23 212H25L24 208H23ZM36 210L33 209V211H36ZM75 210H77V208ZM127 210H125V211H127ZM136 210L133 209V212L135 211V213H137V211H139V210H137V211ZM174 210H175L176 213H173ZM210 210L214 211V212L211 213ZM106 211L109 213V216L112 215V217L110 216V218L108 219L107 218L108 217V215H107L108 213H107L106 214L107 217H105V218H107L109 220L108 222L111 223L113 226L111 224H109L106 221V219L105 220L103 219V216L105 215ZM225 211L228 212V213H226ZM249 211H246V212L249 213ZM20 212H21V210H20ZM38 212L35 215H39L40 212H39V214H38ZM101 212L104 213L103 216H102ZM131 212H132V210H131ZM162 212H164V213L162 214ZM167 212H166V214H168ZM259 212L261 214H259ZM11 213H13V212H11ZM14 213H13V215H11V217L15 216ZM94 213L101 214L102 219H103V220L102 219L101 220L108 223V225L106 223V226H104L106 231L103 232V234L105 233L106 238H105V236L102 235V233L99 232V235L97 233L96 236L94 235L95 238L93 240L91 239V238H93V237H91L92 236V232L96 231L95 227H93L95 225V222H93L94 220H92L94 225H93V223L90 222L91 218L94 215ZM128 213L129 212L127 211L126 216L129 215L128 216V218H129L130 217V213L129 214ZM172 213L174 214V216L177 215V217H174L172 215ZM185 213H186V215H185ZM0 214L7 216V212H3V214L1 212ZM26 214L24 215V217H23V215H21L19 218H22V217L25 218ZM138 214L139 213H137L136 215H138ZM144 214L146 215L147 213L144 212ZM191 214H193V213L191 212ZM201 214H202V216H201ZM33 215H34V212H33ZM78 215L79 214H77V216H73V213L71 214V216H73V217H78ZM80 215H79V217L82 216V215L81 216ZM122 215H123V210H122ZM27 216H28V214H27ZM27 216H26L25 219H27ZM68 216H70V215H68ZM101 216L99 215V219H100ZM225 216H227V217H225ZM36 217L37 216H35V217L32 216V219H33V221L35 220V222L38 219ZM196 217H194V218H196ZM34 218H36V219H34ZM68 218L70 219V217H68ZM200 218H199V220H200ZM15 219L16 218L14 217V220ZM25 219H22V220H25ZM29 219H30V217H29ZM29 219H27V220H29ZM135 219H134V224L136 225V223H135L136 220ZM168 219H170L171 221L168 220ZM187 219L191 220V221L195 220L196 223L194 221H192L193 222V224H192V222L188 221ZM43 220H44V218H43ZM143 220H144V218H143ZM240 220L246 221L247 224L244 225V222H242ZM12 221L13 220H11V222H9V223L12 224ZM73 221L74 220L72 218V222ZM168 221H170V222H168ZM228 221L230 222V226H232L231 229L228 228V225H229ZM239 221L241 223H238ZM96 222L98 223V221H96ZM74 223H75V225H73V226L78 228L76 226V222H74ZM172 223H173V221H172ZM242 223H243V225H242ZM15 224L17 225V223H15ZM39 224H43V226H47L45 224V222L44 223L40 222ZM131 224H130V227H133V229H135L134 226H131ZM141 224H139V225H141ZM169 224H171V226H169ZM239 224H241V225H239ZM8 225L9 224H7V226ZM19 225H20V222H19ZM109 225L113 229H109L108 230V228H110V227H107V226H109ZM194 225H196L197 233L194 230L195 229ZM209 225H210V223H209ZM33 226L36 227V229L35 228L34 229L37 230V226H35L34 224H33ZM240 226L242 228L244 227L245 230L247 229L246 230L247 232L246 233H244V232L240 233L239 231L242 230ZM10 227H12V226H10ZM14 227L16 228L17 226H14ZM239 227H240L241 230H239ZM13 228H11L10 232H13L12 231ZM15 228H14V230H15ZM165 228H169V229L171 228V232L167 233L169 231H163ZM136 229H137V227H136ZM182 229H184V230L181 231ZM27 230H28V228H27ZM39 230H41V229H39ZM42 230H43V228H42ZM139 231L135 230V232H138V233L142 232V231L141 232H139ZM7 232L9 234H7ZM25 232L30 234L31 230H30V232L29 231H25ZM26 233H24V234H26ZM43 233H45V232H43ZM73 233L71 235H73ZM129 233H130V230H129ZM14 234H15V232H14ZM137 234H135V235L137 236ZM205 234H207V235H205ZM41 235H43V234H40V236ZM168 235H169V237H168ZM171 235H175L177 237L181 236V237L179 239H174V236L172 238ZM196 235L198 237H194ZM33 236L35 238L37 237L35 235H33ZM138 236H139V234H138ZM239 236L240 237L242 236V237L240 238ZM34 237H31L32 240H34ZM170 237H171V239H169ZM231 237H232V240L230 242V241H228V239H231ZM243 237H246V238L243 239ZM5 238H4V241H6L8 239L7 238L5 240ZM143 238H145V237H143ZM213 238H214V240H213ZM210 239H212L213 242H211ZM22 241H24V243H22ZM39 241L40 240L38 239V242ZM36 243H37V241H36ZM54 243H56V246L54 245ZM98 243H101V245H102V242H98ZM164 243H165V245H164ZM26 244H27V246H26ZM95 244L96 243L94 242V245ZM181 244L185 245V246L183 247ZM199 244H201V245H199ZM101 245H99L100 248H101ZM227 245H229V248H231V246H232L231 250L229 248H227L228 247ZM165 247L163 249L166 250L167 254L168 253L170 254L169 249L168 248L166 249ZM156 248L157 247L151 248V251H152L153 254L150 255L151 251L149 250L150 252H148V256L146 258H143L144 256L143 255L140 256V254H139V259H140V257L143 256L142 259L143 260L145 259V261H148V263H146L145 261L141 260L140 261L141 264H158V262H157V261H159L158 258H161L162 257L161 255H167V254H164L165 250L163 252V249L161 251L160 248H159V250L163 254L162 253L161 254L157 253L158 251L157 252L155 251L156 252L155 253L153 250L156 249ZM192 248L193 247L189 248V250H191ZM226 248L229 249V251H227V253L229 252V255L228 254L225 255ZM103 249L104 250H102V248H101L102 252L105 251V248H103ZM186 249H185L184 252H186ZM157 250H158V248H157ZM178 251H177V253L179 255V258L182 257V256L184 257L183 251L181 252L183 255H181V253H179ZM90 252H91L92 255H90ZM106 252H107V250H106ZM172 253L169 256L170 257L171 256L175 257V255H173ZM196 253H197V251H196ZM211 253H212V255L210 257ZM105 254H107V253H105ZM123 254H124V252H123ZM155 254H157V256L159 254L161 257L160 256L159 257L154 256ZM191 254L193 256V253H191ZM230 254H232V255H230ZM124 256H125V254L123 256L120 255V257H122V258H124ZM134 256L133 255L131 256L132 257L131 261H127L128 259L126 258L127 262L122 261V263L123 264H125V263L126 264H138L139 262L136 261L137 258H138V255L135 254ZM151 256H153V257H151ZM226 256H232L231 258H233V260H230V262H228L230 258L226 257ZM166 257H168V255ZM170 257L168 259L172 260L173 257L172 258H170ZM186 257H184V258H186ZM94 258H95V256H94ZM112 258L110 260H113ZM176 258L177 257H175L174 261L173 260L171 261L172 263H169L167 258H165V260H167L166 261V262H168L167 264H173V262L175 264ZM182 258H181V260L179 259L181 261L180 264H188L187 262H189V261L187 260L186 262H184ZM226 258H229V259L226 260ZM74 259H76V258H74ZM139 259H138V261H139ZM90 260L93 262V260H94L93 257H91ZM195 260L196 261H194L195 262L194 264H198L197 262L200 260L199 256H197ZM74 261H76V260H74ZM88 261H87V263H90ZM113 261H109L110 262L109 264H119V262H117V260L115 262H113ZM82 262H80V263L82 264ZM154 262H157V263H154ZM164 262L161 261V263H164ZM176 262H177L176 264H179L178 263L179 262L178 259L176 260ZM76 263L77 262H75V264ZM80 263H77V264H80ZM93 263L95 264L96 261H94ZM99 263H100V260H99ZM99 263H96V264H99ZM161 263H159V264H161ZM200 263H201V261H200Z\"/></svg>",
  "mask_w": 264,
  "mask_h": 264
},
{
  "label": "rangeland",
  "instance_id": "2",
  "mask_svg": "<svg viewBox=\"0 0 264 264\" xmlns=\"http://www.w3.org/2000/svg\"><path fill=\"white\" fill-rule=\"evenodd\" d=\"M28 1H29V0H27V2H28ZM34 1H35V0H30V1H29V4L26 2V5H27V6L24 7V8L26 9V11L24 10L26 13L23 12V9H21L22 11H20V12H23L26 16H28L27 14H29V19H31V18L33 19L32 16H34V15H33L34 13H33V12H30V11H33L34 8H35V7H33L32 3L34 4V3L37 2V1H35V2H34ZM73 1L75 2V0H63V1L59 0V2L62 3V4H63V2L66 3V4H63V6H65L64 8H63L62 4H60L59 6H62V7L60 8V11H59V9H58L57 11L54 10L55 12H54V11H49L48 13H46V11H47V10H46L45 12H42V16H41V14L39 13L40 11L38 10L39 12H36V13H38V15H37L38 17L35 15L36 18L34 17V18H35V19H33L34 21H32V19H31V21H30L28 24L31 26V24H32V22H33V24L35 25L34 22H35L36 19H37L38 22L41 21L40 24L36 21V22L39 24V27H38V28L36 27V29L41 30V31H38V30H36V29H33V30H31V31L34 32L33 34H32V32H29V33L27 32L28 35H29V37L26 36V39H29V40H25V41H24L25 37H23V36H24L26 33H25L23 36H21V38H20V39H22V40H21V41H22L21 43H22L24 46H28V47L30 46L31 49H32L33 47L37 48V49H36V52L39 51L40 53H42V54L37 53V54L39 55V57H40L41 55H42V56L44 55L43 58L40 57V58H42V59H40V60H41L40 62L37 61L38 56H35L36 60H29V59H28V61H25V62H27V63H28V62H31V63L33 62V64H30V63H29V64L31 65V67H32V66H33V67L37 66L36 68H37L38 70H40V69L43 68V67H44V68H48V70L46 69L47 72H45L46 70H44V71L41 70V72H42V73L45 72L47 76H45L44 74H41V75H40L41 72H40V73H36V72H37V69H36L35 73L32 72L33 74L30 72V73L33 75V78H31V76L29 77V75H27L28 72H26V71H25V73L23 74V71H21V70H22V67L24 66V67H23V70H24V68H26V67H30V66H27L28 64L25 65L26 63L23 64L24 62L15 61L16 64H15L14 62H12L11 65H10V64L8 65L7 62H5V60H4L5 57H6V55H7V54H5V51H10L9 49L7 50V48H11V52H10L11 55L9 54V57L11 56L10 58H13V57H14V56H12V55H15V56L20 55L21 57H22V55H23V57L26 58V59H25V58H24V59L27 60V58H30L29 56L34 55V54L36 55V53L34 52L35 49H33V52L30 53V55L25 56L24 53L27 52V51L30 50V49L25 50V48H27V47H22L23 45H20V46L17 45V46H19L20 48L22 47V48H21L22 50L19 48V50L16 51L17 54H14L13 52H15L16 49H15V50H14V49L12 50L13 45H12V46H9V45H11V44L6 45L7 42H8V41L6 42V40H9V39H8V35L5 36V35H3V34L0 33V37L7 38V39H5V41H4V42H6V43H3V41H2V43H1V41H0V43L3 45V47H2V45L0 44V45H1V47H0V50H1V51H0V58H1V59H0V60L4 61L3 64H4L5 66H6V64L8 65L7 67L10 66L9 68H7V69L10 70V71H8V70L6 71L5 67H4V68L1 67L2 65L0 66V72H1V70H2V71H3L2 73H4L3 75L0 73V84H1V85H0V92H2V93H0V96H1V97H0V98H1L0 100H3L2 98H4V100H3V101H4L3 104L6 105V103H5V100H7L6 97H8V99H10V97H11V99H12L13 95L15 96L14 93H16L18 96L16 95L17 98H15V100H17V102H18V99H22V100H24L25 97H22V96H26L25 93H27V96H26L27 98L25 99L26 101H23V102H22V101H19L20 103H19V102H18V103L21 104V106H20L19 104H18V105H13L12 108H13V109H16V110H18V111H19V109L22 110L23 107H24V108L26 107V106H24L23 104L27 105V104L30 103V102L27 103V100H28V96H31L32 98H30V99L28 100V101L31 100V103H32V105L29 104V106H31V108L33 109V110H31V111H38V112L41 113L39 117H40V119L42 120V122L44 121V122H43V125H44V127H45V130H46V126H47V124H48L49 122L52 123L51 120L53 121V119H52V116H51V115L48 117V115H49V112H48V111H47L48 113L46 112V113L44 114L42 110L45 109V108H47V107L49 106V108H47V110H51V109H52V110L50 111V114H51L52 112L55 111V110L53 109V106H54V105L59 106V108H58V111H59L60 108H61V105L63 104V102H64V103H72V104H75L74 101L77 100V101H76V104H83V102H85V101L83 100V99H84L83 96H85L86 94H84V92L82 93V90L85 89V88H86L85 93H89V94H90V95L87 94L86 97H88V98H89V97H90V98H94V100H92V102H97V101H98V103H99V100H100L101 98L104 99L105 97H106V98H110V99H114V101H113V100H112V101H113V102H117L115 99H118L120 96L122 97V96L125 95V92H124V91H125V87H126L125 85H126L127 74H126V75H123V74H125V72H123V71H124V70H128V68H127L128 66H127L126 64L129 63V62H128V60H129V58H128L129 55H127V53H128V54H130V53L127 51V50H129V48L127 47V46H129V45H127V44L130 43V30H131V28H130V27H131V26H130V24H131V20H130L129 17H127L126 20H125V17H126V16H130L129 13L131 12V7H130V6H131V1H128V0H127L128 2H130V3L127 2V3H128L127 5L129 6V9H130V10L127 9L128 6H127V7H126V6H121V5H123L124 1L126 2V0H119V1L116 3V5L120 4V5H118V6L113 5V4H115V3H114L115 1H114V2H111V4L113 3V4H112L113 6L110 5L111 10H112L113 8H115L114 6H116L117 8L119 7L118 9H120V7H121L120 10L122 11L121 14H118V15H117V13H120V12H119L120 10L117 12V11H116L117 8L113 9L112 11H113V13H114V16H113L112 12L109 10V7H108L109 4L106 5L107 7L103 6V7H105V9H104L103 7H102L101 9H102L103 11L106 10V12H102V11H101V12L103 13L102 16H103L105 13H107L108 15H107V14L104 15V16H105L104 18H106V17L109 16L110 18H109V17H108V18L110 19V22H109L108 18L105 19V20H106L107 22H109L111 25H110V28H106L107 30H106L105 28L103 29V28L100 27V30H98V31L95 30V28H96V29H99V28H97V25H98L97 23L100 21V19H99L98 22H96V20H95V18H98V16L95 17V16L97 15V13L95 14V16H93V17H94V20H95V21H94L92 15H88V14L85 15V14H83L84 11H82V9L80 8V9H81L80 11H81L82 14H83V18L80 19L81 16H82V14L79 15V13H78V12H80V11H79V8H78V7H77L78 9L74 8V7H76V5L78 4V2H75L76 4L74 5V4H73V3H74ZM77 1H78V0H77ZM251 1H252V2H251ZM251 1L247 2L248 4L245 3V6L242 4V7H243V8L245 7L244 10H243L245 14H246V12H247V13H248V12L250 13V10L252 9L251 4H255V5L257 6V5L259 4V1H261V2H260V4H259L258 6H259V7L263 6V7H261V8H264V4H263V3H264V0H259V1L257 0L258 3L256 2V0H255L254 2H253V0H251ZM31 2H32V3H31ZM255 2H256V3H255ZM121 3H122V4H121ZM249 3H251V4H249ZM67 4H68V5H67ZM72 4H73V5H72ZM246 4H247L248 6H246ZM35 5H36V4H35ZM35 5H34V6H35ZM70 5H71V6H70ZM124 5H125V3H124ZM249 5H250V7H249ZM260 5H261V6H260ZM30 6H32V7H30ZM37 6H38V5H36V8H37ZM59 6H58V7H59ZM77 6H78V5H77ZM256 6H254L255 8L253 7V8L255 9V11H256V9H257V7H258V6H257V7H256ZM28 7H29V8H28ZM58 7H57V8H58ZM69 7H72V8L69 9ZM246 7L249 8L250 10H248V11L246 10V11H245ZM259 7H258V8H259ZM32 8H33V10H32ZM36 8H35V9H36ZM38 8H39V7H38ZM57 8H56V9H57ZM62 8H63V9H62ZM107 8H108V9H107ZM124 8H126V9H124ZM28 9H30V10L28 11ZM39 9H40V8H39ZM42 9H43V8H42ZM40 10H41V9H40ZM65 10H66V11H65ZM69 10H70V12H69ZM72 10H73V11H72ZM107 10H108V11H107ZM261 10H264V9H261ZM27 11H28L29 13H28ZM35 11H36V10H35ZM35 11H34V12H35ZM42 11H44V10H42ZM67 11H68V12H67ZM109 11H110V12H109ZM243 11H240V12H241V15L244 16V14H242ZM253 11H254V10H253ZM258 11H260V9H259V10L257 9V12H258ZM63 12H64L66 15H65ZM66 12H67V13H66ZM115 12H117V13H115ZM123 12H127V15L125 16V15L123 14ZM257 12H256V13H257ZM23 13H20V14L22 15ZM36 13H35V14H36ZM60 13H61V14H60ZM70 13H71V15H70ZM72 13H73V14H72ZM234 13H235L236 15H235ZM234 13H232V14H233L232 16H238V15H240V14L237 15L238 12H234ZM253 13H254V12H253ZM258 13H259V12H258ZM261 13H262V12H261ZM0 14H1V13H0ZM46 14H47V15H46ZM52 14H53V15H52ZM59 14H60L61 16H60ZM111 14H112V15H111ZM122 14H123V16H122ZM128 14H129V15H128ZM250 14L252 15V11H251ZM250 14H248V15H250ZM30 15H31V16H30ZM87 15L89 16L88 18H90V16L92 17V19H89V20H92V21H89V20L86 18L89 24H87V21L85 20L86 25H89L90 29L92 28V30H93V25H94V24H97V25H95V28H94V31H93L94 33H93V34H90V33H92V31H90V32H89V34H90L89 36H87V33H88V32H87V31H88L87 28L89 29V27H87L86 25H85L86 27H84V28L80 26V24H81V23H80V20H82V21H81V22H82V25L85 24L83 20H84L85 17H87ZM98 15H99V14H98ZM241 15H240V16H241ZM248 15L246 14V16H248ZM255 15H256V14H255ZM263 15H264V11H263ZM263 15H261V16L258 15V17L253 15V16H250V18H251V17H256L254 20H257V19L259 20L260 18L263 17ZM26 16H23L24 19L26 18ZM40 16H41V17H40ZM64 16H65V17H64ZM79 16H80V18H79ZM84 16H85V17H84ZM43 17H45V18H43ZM76 17L79 18V20H77ZM99 17H101V16L99 15ZM111 17H113V18H111ZM123 17H124V18H123ZM259 17H260V18H259ZM0 18H1V17H0ZM65 18H67V19H65ZM102 18H103V17H101V21H102ZM104 18H103V21H105ZM114 18H115V20H114ZM116 19H117V20H116ZM121 19H122V20H121ZM123 19L126 21L125 23H121V22L124 21ZM128 19H129L130 21H129ZM251 19H252V18H251ZM1 20H2V18H1ZM1 20H0V21H1ZM27 20H28V18H27ZM27 20H24V21H27ZM118 20H119V21H118ZM120 20H121V21H120ZM252 20H253V19H252ZM258 20H257V21H258ZM263 20H264V19H263ZM28 21H29V20H28ZM49 21H50V23H49ZM68 21H69V23H72L73 26L76 24L77 26H76V25H75V26L78 27V29L75 28V30H72L73 27L71 26V24L68 25ZM115 21L119 22V24L116 23ZM73 22H74L75 24H73ZM95 22H96V23H95ZM0 23H1V22H0ZM91 23H92V24L94 23V24H93V25H90ZM113 23H114V24H113ZM26 24H27V22H26ZM33 24H32V26H33ZM63 24H64V25H63ZM128 24H129V26H128ZM66 25L68 26V28H66V27H67ZM114 25H115L114 29H115V30H118L119 33L116 32V31L113 29V26H114ZM125 25H126V27L124 28L123 26H125ZM30 26H29V27H30ZM32 26H31V28H32ZM35 26H38V25H35ZM45 26H46V27H45ZM69 26H70V28H69ZM75 26H74V27H75ZM83 26H84V25H83ZM64 27H65V28H64ZM71 27H72V28H71ZM98 27H99V26H98ZM111 27H112V28H111ZM122 27H123V28H122ZM33 28H35V27H33ZM44 28H45V29H44ZM49 28H50V29H49ZM82 28L87 30L86 33H85V31H84ZM117 28H118V29H117ZM119 28H120V29H119ZM42 29H43V30H42ZM48 29H49V30H48ZM108 29H110L111 31L108 30ZM26 30H28V29L26 28ZM44 30H45V31H44ZM102 30H103V31H102ZM121 30H122V31H121ZM128 30H129V31H128ZM36 31H37L39 34H36V33H37ZM52 31H53L54 33H51ZM65 31H66V32H65ZM76 31H78V33H79V31H81L80 33L85 34V35H83L82 38H81V36L79 35L80 33L77 34ZM99 31L101 32V34H100ZM46 32H47V33H46ZM68 32H70V33H68ZM72 32H73V33H72ZM83 32H84V33H83ZM104 32H105V33H104ZM108 32H109V33H108ZM115 32L118 33V35L120 34V35H119V38H120V39H118V35H117ZM120 32H121V33H120ZM125 32H126V34H125ZM127 32H128V33H127ZM30 33H31L32 36H30ZM50 33H51V34H50ZM55 33H56V35H58V36H55V35H54ZM65 33H66V34H65ZM71 33H72L73 36L71 35ZM95 33H97V34H95ZM122 33L125 34V35L123 36ZM74 34H76V35H74ZM94 34H95V35H94ZM107 34H109V35H107ZM115 34H116V35H115ZM121 34H122V35H121ZM35 35H40V36H37V37H41L42 43H41V40H40V41H39V40L36 41V39H38V38H36V37H34V39L32 38V37L35 36ZM50 35H52V36H50ZM61 35H62V36H61ZM69 35H70V37H69ZM92 35H94V37H91ZM96 35H97V36H96ZM114 35H115L116 37H115ZM59 36H61V38H59ZM79 36H80V39L78 38ZM85 36H86V38H84ZM103 36H105L104 38H105L106 40L103 38ZM107 36H108V37H107ZM112 36H113V37H112ZM120 36H123L124 38H123V37H120ZM125 36H126V37H125ZM221 36L223 37V35H221ZM13 37H14V36L12 35V38H13ZM49 37H50V38H49ZM57 37H58V38H57ZM74 37H75L76 39L81 40V41L84 40V39H88V40H89L88 37H90L91 39L89 40L88 43H86V41L84 40V44H83V43H79V45L77 46V44H78L77 42H78V41H77L76 39H74ZM95 37H96V38L98 37L97 39H98L100 45H99V43H96V42H98V41H94V39L97 40ZM99 37H101V38H99ZM218 37H220V36H218ZM15 38H16V37H15ZM23 38H24V39H23ZM43 38H44V39H43ZM45 38H46V39H45ZM65 38H67V40H65ZM83 38H84V39H83ZM107 38H109V39L112 38V39L109 41V39H107ZM113 38H114V40H116V41H114ZM126 38H127V39H126ZM263 38H264V37H263ZM0 39H1V38H0ZM17 39H18V38H17ZM17 39H15V40H14V39L11 40V37H10V40H11L12 42H9V43L14 44L13 41L16 42ZM20 39H18V40H20ZM31 39L34 40V41L32 40L33 43H32V41H31ZM99 39L102 40V41L100 42ZM122 39H125V41L122 40ZM18 40H17L16 44H18V42L20 43V41H18ZM43 40L46 41L47 43L43 44V43H44ZM64 40H65V41H64ZM88 40H87V41H88ZM103 40H104V42H103ZM126 40H127V41H126ZM62 41H64V42H62ZM75 41H76V42H75ZM106 41H108V45H107ZM121 41L124 42L125 45H123V43H122ZM24 42L27 43V44H29V45H26ZM34 42H35V43H34ZM39 42H40V44H39ZM69 42H70V43H69ZM72 42H73V43H72ZM91 42H92V43H91ZM114 42H115V43H114ZM125 42H126V43L128 42V43L126 44ZM75 43H76V44H75ZM102 43H103V44H102ZM105 43H106V44H105ZM16 44L14 45L13 48H16V47H15ZM32 44H33V46H32ZM47 44H48L49 46H48ZM70 44L74 45V47H72V45H70ZM199 44H201V43H199ZM204 44L206 45V42H205V43L202 42L201 46L204 45ZM40 45H41V46L44 45V47H45V45H46V47H45L44 49H42V47H39ZM57 45H59V46L57 47ZM62 45H63V47L61 48L60 46H62ZM64 45L66 46V48H67V46H68V48H69V47H71V48H69V49L67 48L68 50L65 51V50H63V49H65V46H64ZM69 45H70V46H69ZM88 45H90V46H89V47H90V49H89L90 54H88V49H87V51H85V52H86V55H84V52H82V51L85 49V47H88ZM93 45H94V46H93ZM104 45H107V46H104ZM118 45H119V47L121 46L122 52L124 51V53L120 52L121 49L118 48ZM126 45H127V46H126ZM7 46H9V47H7ZM51 46H54V47L51 48ZM75 46H77V47L80 46V47H79V49H78V48L75 47ZM91 46H93V47H91ZM98 46H99V47H98ZM30 47H29V48H30ZM47 47H49L50 50L52 49L51 54H48V55H47V53H49V52L46 51V49H48ZM56 47H57V48L60 47V48L57 49ZM81 47H82V48H81ZM83 47H84V49H83ZM97 47H98V48H97ZM80 48L83 49V50L81 51ZM102 48H103L104 50H103ZM2 49H4L5 51H3ZM17 49H18V47H17ZM55 49H56V51H55ZM37 50H38V51H37ZM40 50H41V51H40ZM59 50H60V51H59ZM72 50H73V52H72ZM78 50L81 51L80 53L83 54V55H80V56H82V59H81V60L79 59V58H81V57L78 58V56H79L78 54H80V53H78ZM85 50H86V49H85ZM94 50H95L96 52H95ZM31 51H32V50H31ZM48 51H49V49H48ZM61 51H62V52H61ZM69 51H70V52H69ZM74 51H75V52H74ZM97 51H98V53H97ZM16 52H15V53H16ZM23 52H24V53H23ZM53 52L57 53V55H56L55 53H54V55L59 56V58H61V59H62L63 55H61L60 52H61L62 54H65V56L63 57L62 60L65 59L66 61L61 62V60H59L58 57H56V56L53 55ZM6 53H7V52H6ZM8 53H9V52H8ZM21 53H23V54H21ZM28 53H29V52H28ZM28 53H27V54H28ZM45 53H46V55H45ZM71 53H73V55H71ZM75 53H77V54H76L77 57L74 56ZM94 53H95V55H93ZM125 53H126V55H125ZM3 54L5 55L4 57H3ZM67 54H70V56H71L73 59L75 58V59L79 62V64L82 63V65H84L83 67H86V69L89 68L88 66L90 65V63H91L94 59L97 60L98 63L100 62L99 65H98V63L92 62V63L95 64V66L97 65V67H91L92 69H93V68H96L97 71L95 70V71H96V72H95V71L92 70L91 68H90L91 70L88 69V72L91 73V75H90V73L86 72V69H85V68H83V71L85 70V72H82L81 69H80V70L78 69V70H79V73H78V71H75L74 74H76V75H74V77H73V76H72V75H73V74H72V73H73L72 71L75 70V68H76L75 65H77L78 68H79L80 65L78 66V64H76V60L74 61L72 58H69L70 56L68 57ZM99 54L102 55V56H100ZM123 54H124L125 56H127V57H123V56H124ZM51 55H52L53 57H56V58H57V61H59V62L56 63V61H54L55 58L53 59ZM90 55H91V56H94V57L98 55L99 57H98V59H96L97 57H96V58L93 57V58H92V61H91V59H90V60H85V58H86V57H89ZM119 55H120V56H119ZM46 56H47V58L49 57V60H46V62L53 61V62H52L53 65L50 64V66H49V63L45 64V62H43V61H45V59H46L45 57H46ZM50 56H51V57H50ZM83 56H84L85 58H84ZM121 56H122V58H121ZM21 57H18V58L21 59ZM23 57H22V59H23ZM65 57H67V59H66ZM100 57H101V58H100ZM119 57H120L121 59H119ZM2 58H4V59H2ZM6 58H7V57H6ZM10 58H7L8 63L11 62V61H9ZM16 58H17V57H16ZM18 58H17L16 60H19ZM31 58H32V56H31ZM77 58H78L80 61H79ZM89 58H90V57H89ZM89 58H88V59H89ZM99 58H100V60H99ZM123 58H124V59H123ZM127 58H128V59H127ZM13 59H14V58H13ZM69 59H70V62H74V63H75V65H74V64H71L72 66H73V65L75 66V68H74V67L72 68V69H74V70H71V67H72V66H70V63H69V65H68L67 63L64 64L65 62H69ZM86 59H87V58H86ZM105 59H106V60H105ZM122 59H123V60H122ZM7 60H6V61H7ZM11 60H12V59H11ZM38 60H39V59H38ZM115 60L117 61V63H116ZM121 60H122V61H121ZM13 61H14V60H13ZM23 61H24V60H23ZM113 61H114L115 63H114ZM120 61H121V62H120ZM123 61H125V62H123ZM83 62H85V63L87 62V64H85V63H83ZM118 62H120L121 64L118 63ZM1 63H2V62H0V64H1ZM5 63H6V64H5ZM102 63H103L105 66H103ZM113 63H114V64H113ZM122 63H123V64H122ZM124 63H126V64H124ZM42 64H43V65H42ZM112 64H113V65H112ZM117 64H119V65H117ZM16 65H18V66H16ZM57 65H59V66H57ZM60 65H61V67H60ZM67 65L70 66V67H69L70 70H68L69 68L65 69ZM124 65H126V66H124ZM12 66H14V67H12ZM51 66H52V67L54 66L55 69L52 68ZM63 66H65V68H63ZM91 66H94V65H91ZM98 66H99V67H98ZM119 66H120V67H119ZM121 66H122V69H123V71H122L123 73H121V72L119 73V71L121 70ZM20 67H21V68H20ZM58 67H59V68H58ZM118 67H119V69H118ZM123 67L126 68V69H124ZM49 68H50L51 70H50ZM80 68H81V67H80ZM98 68H99V69H98ZM11 69H13L14 72H16V73H14L13 70H11ZM27 69H28V68H27ZM34 70H35V69H34ZM53 70H54V71H53ZM66 70L71 71V72H70L71 75H70V73H68ZM76 70H77V69H76ZM118 70H119V71H118ZM4 71H5V72H4ZM28 71H31V70H28ZM32 71H33V70H32ZM49 71H50V72H49ZM61 71H62V72L64 71L65 74L68 73V75L63 76V75H64V72H63L62 74L57 73V72H61ZM92 71H93V73L95 72L96 74H93ZM98 71H99V72H98ZM8 72H10V73L12 72V75L9 76L10 73L8 74ZM66 72H67V73H66ZM97 72H98V73H97ZM17 73H18V74H17ZM85 73H87L88 75L85 74ZM107 73H108V74H107ZM127 73H128V71H127ZM5 74H6V75H5ZM7 74H8V75H7ZM19 74H21L22 78L24 77L23 79H24L26 82H25V81L22 82V79H19V78H20V75H19ZM92 74H93V75H92ZM111 74H112V75H111ZM120 74L124 77V79H125L124 81H123V77H122V76L119 78L120 80L116 79V78H118V77L120 76ZM1 75H2V76H1ZM13 75L16 76V77H14ZM25 75H26V77H28V78H25ZM35 75H40V76H36L37 78H35ZM42 75H43V76H42ZM59 75H60V76H59ZM94 75H95V76H94ZM101 75H102L103 77H102ZM41 76L43 77V79H44V78L46 79V78L48 77V78H51V79L53 78V80H54L55 77H56V78L58 77V78H57V79H59L58 81L61 82L62 84H59V85H58V82H57L56 80H54L55 82H54L53 80H52L53 82L50 80L51 83H52V84H51L50 81L47 82V81L44 79V80H45L44 84H46V82L50 84V85L47 84V85H49V86H48V87H45V85H42V81H43V80H40L39 82H35V81H38V80H39L38 77L41 78ZM78 76H80V77H78ZM90 76H91V77H90ZM17 77H18V78H17ZM76 77H77V78H76ZM92 77H93V78H92ZM95 77H96V78H95ZM104 77H107V78H104ZM125 77H126V78H125ZM30 78H31V79H30ZM64 78H65V80H64L65 82L63 81ZM83 78H87V79H84V80H83ZM97 78H99V80H98ZM9 79H11V80H9ZM12 79H13L14 81H13ZM33 79H34L35 81H34ZM76 79H77V80H76ZM100 79H101V80H100ZM107 79H108L109 81H108ZM18 80H19V81H18ZM67 80H68V81H67ZM86 80H87L88 83L86 82ZM115 80H116V81H115ZM62 81H63L64 83H66L67 86H68V85H69V86H68V87H67V86H63L64 84H63ZM83 81H84V82H83ZM110 81H111V82H110ZM113 81L116 82V84H117V86L115 85L116 87L113 85V84H114ZM119 81H120V82H119ZM3 82H5V83L3 84ZM30 82H31V84L29 85ZM40 82H41V85H42V86L39 84ZM89 82H90V83H89ZM118 82L120 83V86H122V84L125 82V83L123 84V86L121 87V90L119 91V93H117L118 91L115 92V90L120 89V88H119L120 86H119V83H118ZM21 83H22V85H21ZM23 83H24V84H23ZM25 83L27 84L26 86H25ZM32 83H34V84H32ZM56 83H57V84H56ZM81 83H83V84L81 85ZM84 83H86V84H84ZM112 83H113V84H112ZM121 83H122V84H121ZM7 84H8V87H7ZM15 84H17V85H15ZM18 84H19V85H18ZM66 84H65V85H66ZM76 84H77V86H76ZM78 84H79V85H78ZM100 84H101V85H100ZM10 85H11V87H9ZM33 85H34V86H33ZM39 85H40L42 88H45V91H46L47 93H44V92H45L44 90H43V92H38L37 90L39 89L38 87H40ZM47 85H46V86H47ZM85 85H86V86H85ZM14 86H15L16 88H15ZM35 86H38V87L36 88ZM70 86H73V87H72L73 89H71ZM74 86H75V87H74ZM78 86H79V87L81 86L82 88L85 86V88H83V89L81 90V87L79 88ZM99 86H101V87H99ZM1 87H2L3 89H2ZM13 87L15 88V90L13 89ZM17 87H18V88H17ZM19 87H21V88H19ZM22 87H23V88H22ZM30 87H31V88H30ZM66 87H67V90H66ZM92 87H93V88H92ZM113 87H114V88H113ZM7 88H8V89H7ZM56 88H57V89H56ZM61 88H62V89H61ZM74 88H76V89H74ZM112 88H113V89H112ZM115 88H116V89H115ZM24 89L27 90V91L25 92ZM32 89H33L34 91H33ZM48 89H50V91H49ZM68 89H69V90H68ZM87 89H88V90H87ZM16 90H17V92H16ZM35 90H36V91H35ZM53 90H54V91H53ZM60 90H62L63 93H64V92L66 93V95H65L64 97H67V98H68L69 96H67V95H68V93H70V95L72 94V96H73V97L71 96V97L73 98L72 100H74V99H75V100L71 102V101H68V99H67V100H63V99L59 98V97H63V95H64V94H62V91H60ZM71 90H72V91H73V90H78V92H77V91L72 92ZM80 90H81V91H80ZM111 90H113V92H111ZM123 90H124V91H123ZM18 91H20L21 93H18ZM22 91H23L24 93H22ZM41 91H42V90H41ZM58 91H60L59 94H57ZM92 91H93V92H92ZM121 91H123L124 93H122ZM9 92H11V94H12V92H13V94L11 95V94H9ZM28 92H29V93H28ZM31 92H34V94H38V95H39V93H44V94L38 96V95H34V94H32ZM48 92L51 93V94H48ZM120 92H121V93H120ZM30 93H31V94H30ZM79 93H80V95H79ZM81 93H82V94H81ZM111 93L113 94V96H111V95H112ZM115 93H116V94H115ZM22 94H23V95H22ZM24 94H25V95H24ZM73 94H74V95L77 94V95H76V98H74V95H73ZM83 94H84V95H83ZM94 94H95V95L97 94L98 96L96 97ZM119 94H120V95H119ZM121 94H122V95H121ZM7 95H8V96H7ZM19 95H22V96H19ZM88 95H89V96H88ZM100 95H101L102 97H101ZM114 95H116V96H114ZM2 96H5V97H2ZM37 96H38V97H37ZM43 96H51V97H53V98H51V99H49V100H48L47 98L45 99L46 105H47V101H50V103H52L51 106H50L49 104H48L47 107L45 106V108H43L44 106H43L42 104L40 105L41 107L38 106V104L41 103V101H42L41 99H42ZM91 96H92V97H91ZM93 96H94V97H93ZM99 96L101 97L100 99L98 98ZM117 96H119V97L117 98ZM77 97H78L79 100L77 99ZM114 97H115V98H114ZM40 98H41V99H40ZM88 98H85V99H88ZM90 98H89V99H90ZM11 99H10V100H11ZM52 99H53V100H52ZM80 99H82V102L80 101ZM89 99H88V100H89ZM13 100H14V99H13ZM15 100H14L13 102H15ZM37 100H38V101H37ZM40 100H41V101H40ZM46 100H47V101H46ZM69 100H70V98H69ZM8 101H9V100H8ZM11 101H12V100H11ZM36 101H37V102H36ZM79 101H80V103H79ZM0 102H1V101H0ZM9 102H10V101H9ZM43 102H44V99H43ZM43 102H42V103H43ZM10 103H11V102H10ZM34 103H35V104H34ZM7 104H8V102H7ZM15 104H17V103H15ZM9 105H11V104H9ZM1 106L3 107V108L0 107L1 110L5 109V108L8 109V108L10 107V106H9L8 108H7V107L4 108V106L2 105V103H1ZM6 106H8V105H6ZM42 106H43V107H42ZM38 107L43 108V109L40 110V108L38 109ZM26 108H28V106H27ZM50 108H51V109H50ZM6 109H5V115H7V113H6ZM9 109H11V107H10ZM9 109H8V110H9ZM13 109H11V110H13ZM37 109H38V110H37ZM16 110H14V111H16ZM23 110H24V109H23ZM25 110H26V109H25ZM61 110L63 111V108H61ZM65 110H66V109H65ZM71 110H76V111H78L79 108H78V110H77V108H76V109H71ZM83 110H84V111H87V110H88V111H91V109H90V110H89V109H87V110H86V109H83ZM83 110H80V111H83ZM97 110H98V111H103L104 109H98V108H97L96 111H97ZM106 110H107V109H106ZM106 110H104V111H106ZM109 110H110V109H108L107 111H109ZM111 110L113 111V110H115V109H111ZM111 110H110V111H111ZM119 110H120V109H116L115 111H119ZM28 111H30V110H28ZM92 111H95V109H92ZM2 112H3V111H2ZM16 112H17V111H16ZM44 112H45V111H44ZM3 113H4V112H3ZM8 113H11V111L9 110ZM23 113H24L23 111H22V113L19 111V114L16 113L17 115L15 116V119H17V118H18L17 116H19L20 114H21V115H25V114H23ZM11 114L14 115L15 113H11ZM11 114H10V116H11ZM259 114H260V113H259ZM8 115H9V114H8ZM21 115L19 116L20 119H21ZM260 115H261L260 118L264 117V116H263L264 113H263V115H262V114H260ZM2 116H3V118H5L4 114H3ZM46 116H47V117H46ZM257 116H258V115H257ZM7 117H8V116H7ZM13 117H14V116H13ZM13 117H12V118H13ZM27 117H28V119H29V116H27ZM27 117H26L25 120H27ZM50 117H51V119H49ZM55 117H56V116H55ZM258 117H259V116H258ZM12 118H11V120L14 121ZM0 119H1V118H0ZM6 119H7V118H6ZM20 119H19V120H20ZM30 119H31V118H30ZM48 119H49L50 121H49ZM56 119H57V117L55 118V120H56ZM4 120H5V119H4ZM22 120L25 121V120H24V116H23ZM22 120H21V121H22ZM47 120H48V121H47ZM6 121H8L7 123H9V122L12 123V124L10 125L11 128H15L16 124H13V122L10 121L9 119L6 120ZM21 121H20V124L23 122V121H22V122H21ZM30 121H32V122L29 123V124L32 126L33 133H35V134L32 133L33 136L30 134V135H31V138L28 137V140H29V139L32 140L33 137H35V136H36V138H37V127H36V125L34 124L33 119L29 120V122H30ZM3 122H4V121H3ZM15 122H17V121H15ZM18 122H19V121H18ZM0 123H2V122H0ZM7 123L5 122V123L1 124V126H5V127H7V128L9 127V129H10V126H9V125L6 126ZM24 123H25V122H24ZM4 124H5V125H4ZM20 124H19V123L17 124V128H19V130L21 129V132L25 131V132H24L25 134L27 133V132H26L27 130H30V132H31V128H29L30 126H27L26 129H25V126H24V127H23L24 129H22L21 126H23V124H21V125H20ZM27 124H28V123H27ZM55 124H56L55 127H57V122H56V121H55ZM147 124H148V123H147ZM166 124H167V123H166ZM166 124H164V125H165V127L163 126L164 128L162 127L163 124H161V127H162L163 129H160V128H159L160 125L157 124L159 130H156L155 126L152 127V126L149 125V126H150V127H149V126H147L146 124H144V125L147 126V127L145 126V129H146V130H145V129H144V130H141V128H143L144 125H141V128H140L141 131L139 130V132H140L139 134L142 135V133L147 132V130L149 129L148 131H150L151 133H149L150 136L146 133V136H147V135L149 136V137L147 136V138L150 139V137H152L153 139H155V143L157 144V145H155V143L153 142V140L150 139L148 142L150 143V141H151V144H154V145H155L154 147H156V148L151 147L152 145H150L149 147H147L149 144H148L147 141H146V137H145V139H144V137H143V139H142V136H144L145 133H144L142 136H140V138H141L142 140H144L145 142H144V141H141V140H140V141H141L142 143L144 142V144L147 143V145H145V147H144L145 149L143 148V149H144V152L146 151L145 153H147V152H148L147 150H149V152L147 153V156H148V154L150 155V154H151V153H150V148H151L152 153H153V156H152V154H151V156L153 157V160H151V159H152L151 156H150V157L148 156V157H149L148 159H147L146 157L144 158V156H143L144 153H143V155H142L143 157H142L141 160L139 161V164H140L141 162H142V163H141V165H139V167L145 165L144 167H142L143 169L141 168V171L143 170L142 173H144L145 171L147 172L149 169H151V170H149V171L147 172L148 175L153 176L152 178H153V180L156 179V180H155L156 183H157V180H158L159 183H160V182H161L162 184L164 183L163 186H162V184L160 183V184H161V188L163 187L162 189H163L164 191L161 190L160 185H159L158 183H157V184H158V186H157V184L155 183V181L152 180L151 177H149V176L146 177V175H147L146 172L144 173L145 175H143L142 173H140V174H141V178H140V180L143 181V180H144V177H145L146 180H149V182H150V181H151V182L153 181L152 183H153V184L155 183L154 185H152V183L149 184L148 181H146L147 183L145 182V180H144V182L141 181V183H144V184H142V185H143V188H144V187L146 188V186L148 185V189L150 190V189L152 188V190H153V192H152L153 194H152V193H150V191H149L148 189L145 190V188H144V190L147 191L146 194H145L146 196H147L148 193H150V194H148V195H149L148 197L144 196V198L146 197V198H145L146 201H144V202H146V203H143V204L141 203V202H143V200H145V199H141V198H143V195H144L143 192H144V190H143V189H140V188L142 187V186L140 185V184H141V183H140L139 185H140L141 187H140V186H136V187H137L138 189H140V191L143 190V192H142V191L140 192L139 190H136L137 188H135V187H134L135 189L133 188L134 190H133V189H130V190H129V194H128L127 192H124L125 195H127V194H128V195H131V191L134 192V193H135V192H136V193H137V192L139 193V195H138V194H133V193H132L133 196H130L131 198L134 199V200L132 201V203H133V204H132V205H133L132 207H131V205H130L131 203L128 204V206H127V203H128V202H131V200H132L130 197L127 198L128 195L125 197V195L122 194V195L124 196V199H125V200L122 199V197H121V198H120L119 196L117 197L118 200H117V199H116V200H117L118 202L121 201V203L123 204L122 207H123V206L125 207V208L122 209V207L120 208V205H119V204H116V203H115L116 205H119L118 208L121 210V213H120L119 217L117 216V214L119 213V212H118V211H119L118 209L115 208V210H114V212H113V207H112V208L108 207V208L110 209L109 213H111V214L114 213V214H115V213L118 212V213L115 215V217H114L115 220H114V219H110V221L108 220V219L110 218V216L112 217L113 214L109 216V213H108L107 211L105 212V215H104V213L101 212L102 216L104 215V216H103V219H104V220L106 219L107 222L109 221V222H111L113 225H114V224L116 225L117 223L120 225V226H119L120 229H118V228L115 229L116 231H118L119 236H121L119 231H121V234H124V233H125V231H123L124 229H122V228H124V225H125L124 220H125V221H126L127 219L130 220L133 216H134L135 218H137V220H139V218H140V219H141L140 222H142V223H145V221L148 220L149 222L146 221L147 225H148V223H149V225H151L152 223H157V224H159L160 222H162V220L164 219V217L167 216V218H168L169 215H170V214H169L170 211L167 212L168 209H169V210L172 209V211H173V209H174V207H175V205L173 206V204H176V205H177L178 202L180 203V200H179L177 203H175V202L173 201V200H174V196H173V200H172V199H169L168 196H170V197H172V196H171V194L169 195L168 193L172 192L173 190H174L173 192H177V193H178V195L176 194V196L179 197L178 199H183V197H185V199H183V202H184L185 200H187L186 195L183 193V194L185 195V196H184V195L182 194V192H179L178 187H175V186H177V185H175L176 183L174 182V180H175V179H174V173L171 174V175H172V176H171L170 173L168 172L170 166L176 163V162H174V161H173L174 163H172L170 160H171V159L174 160L172 155H174V154L177 153V152H171V153H174V154L171 155V153L168 152L170 147H168V150H167V146H166V145H169V144L171 143V144L169 145V146H171L172 143H173L172 140L175 141L174 138H175V139H178V137L181 138V139H180V138H179V139L181 140L180 142H182L183 136H185V135H186L187 140L190 141V143H192L193 140H194L196 137H197V138H198V137H199V138H202V137H201V136H198V135L195 133V130H194V132H192V131H191V132H192V133H195L197 136H193L194 134L192 135V133H191V134H187V132H188V131L190 132V130H178V129H177V132H176L177 134L175 135V137H172V138H171V134H170L169 132H170L172 129L169 127V128L171 129V130H170V129L168 128V126H171V127L173 128V125H172V124H168V125H166ZM90 125H91V124H89V126H87V127H88V130H89V127H92V126L96 128L95 124H92V126H90ZM151 125H155V124H151ZM157 125H156V127H157ZM1 126H0V127H1ZM101 126H102V127H101ZM101 126L99 127L100 129H99L98 127H97V129H95L96 132H98V131L100 130V131H102V132H101V134H102V133H104V132L108 133L109 131H111V130H109V131L106 130V129H107L106 124H105V125H101ZM136 126H138V125H135V126H133V127H136ZM178 126H179V124H176V127H177V128H179ZM81 127H82V126H81ZM93 127H92V128H93ZM139 127H140V126H139ZM151 127H152V128H155V129H153V131L155 130L153 133H155V132L158 131L157 134L160 135V138H157L159 135L156 137L157 134H155V136L153 135ZM182 127H183V126H182ZM186 127H187V126H186ZM186 127H185V128H186ZM189 127H190V126H189ZM191 127L193 128V126H191ZM17 128H16V129H17ZM78 128H79V127H78ZM85 128H86V127H85ZM92 128H90V129H91V131L93 132V131H94V128H93V129H92ZM180 128H181V126H180ZM187 128H188V127H187ZM1 129H4V127H1ZM9 129H8V131H5V130H1V131L7 133V132H9V131L12 130V129H11V130H9ZM79 129H80V130H79ZM79 129H78L79 132H81L82 130H83V131H86L85 133L88 132L87 129H86V130L81 129V128H79ZM108 129H111V128H108ZM136 129H138V127H136ZM136 129L134 128V130H136ZM168 129H169V130H168ZM19 130L17 129L16 132H18ZM105 130H106V131H105ZM174 130H175V129L173 128V130L171 131V133H172V132H175ZM91 131H89V133H90ZM103 131H104V132H103ZM107 131H108V132H107ZM21 132H18V133H19V134H22ZM94 132H95V131H94ZM114 132H115V131H113L112 133H114ZM117 132H118V131H117ZM132 132H133V131H131L130 133H132ZM135 132H136V131H134V136L137 135L138 131H137V133H135ZM162 132H165V133L163 134ZM196 132L198 133V130H196ZM81 133H82V132H81ZM99 133H100V132H99ZM109 133H111V132H109ZM109 133H108V134H109ZM112 133H111V134H112ZM161 133H162L164 136H166L169 140H168L167 138L163 137V135H162ZM168 133L170 134V138H169ZM178 133H180V134H178ZM181 133H182V134H181ZM185 133H186V134H185ZM10 134H11V132H10ZM12 134L14 135V134H15V131H13ZM28 134H29V133H28ZM139 134H138V135H139ZM165 134H166V135H165ZM198 134H199V133H198ZM13 135H12L11 137H13ZM16 135H18V134H16ZM16 135H15V137H16ZM34 135H35V136H34ZM109 135H110V134H109ZM138 135H137V137H139ZM152 135H153V136H152ZM179 135H181L182 137L179 136ZM191 135H192V136H191ZM23 136H24V138H25V137L27 138V136H29V135H27V136L23 135ZM130 136L132 137L133 134H130ZM173 136H174V135H173ZM177 136H178V137H177ZM190 136H191V138H194V137H195V138L191 141ZM9 137H10V136H9ZM11 137H10V138H11ZM155 137L157 138V140H156ZM162 137H163V138H162ZM18 138H20V137L18 136ZM26 138H25V139H26ZM101 138H103V136H101ZM133 138H134V137H133ZM135 138H136V136H135ZM140 138H139V139H140ZM161 138H162L164 141L167 139V140H166V141H167L166 143H168L169 141H171V142H169V144H166V143L163 142V143L165 144L166 148H165L164 144L161 142V141H162ZM199 138H198V139H199ZM78 139H79V138H78ZM78 139H77V140H78ZM158 139H159V141H158ZM184 139H185V138H184ZM12 140H14V138H13ZM28 140H26V141H28ZM29 141H30V140H29ZM56 141H57V140H56ZM56 141H55L54 166H52V167H53V168H56V169H58V170L55 169L56 172H53L54 169L51 170V171H52V173H51V174H52V176H51V181H53V180L55 181V179H56L55 177L57 176V179H58V175H61L60 173H58V172H59V160H58V156H57V147H56V146H57V142H56ZM183 141H185V140H183ZM198 141H200V139H199ZM198 141L195 140V142H193V143L196 144ZM15 142H16V143H17V142L19 143V141H18L17 139H16ZM15 142H14V143H15ZM32 142H34V139H33V141H31V143H32ZM78 142H79V140H78ZM78 142L76 143V145H77V146L79 147V149L81 150L82 147H83V146H81L82 144H80V143H81V139H80V143H79V145H78ZM141 142H137V143H141ZM157 142H160L161 144H160V143H157ZM175 142H176V143H175ZM175 142H174L173 145H178V144H177V140H176ZM201 142H202V141H201ZM0 143H1V139H0ZM16 143H15V144H16ZM20 143H21V141H20ZM20 143L17 144V146L20 145ZM25 143H26V144H25ZM31 143H30V144H31ZM102 143L104 144L105 149H108V148H109V149H113V148H115V147L112 148V146H111V147L108 146L106 143H104V141H103ZM102 143H101V144H102ZM183 143H184V142H183ZM183 143H182V144H183ZM186 143H188V142L186 141ZM193 143H192V144H193ZM198 143H199V142H198ZM198 143H197V144H198ZM15 144L13 145V146H14L13 148H15ZM22 144H23V145H24V144L27 145L28 143L25 142V141H23ZM32 144H34V143H32ZM36 144H37V141H36ZM103 144H102V145H103ZM158 144H159V145H158ZM162 144H163V147L161 146ZM195 144H194V146H196ZM200 144H201V143H200ZM200 144H198V145H200ZM173 145H172L171 147H172L173 149L176 147V149L178 150V148H180V146H181V143H180V145H178L179 147H178V146H173ZM184 145H186V144H184ZM0 146H1V145H0ZM17 146H16V148H18V147L20 148V147H21V145L18 146V147H17ZM27 146H28V145H27ZM27 146H26V147H27ZM31 146H32V145H30V147H31ZM80 146H81V147H80ZM104 146H103V147L101 146V147H99V148H100V149H102V148L104 149ZM106 146H107L108 148H106ZM24 147H25V146H24ZM26 147H25V148H26ZM32 147H33V148H37V146H32ZM78 147H77V148H78ZM157 147H160V149L157 148ZM181 147H184V146H181ZM187 147L190 148V149H188ZM1 148H2V146H1ZM33 148H31V150H30V148H29L30 151L28 152V155L30 154V155L33 156V154H32V153H33V151H32ZM136 148H139V147H136ZM136 148H135V149H132V150H137ZM172 148H171L172 151H175V150H176V149L173 150ZM184 148L187 149V153H188L189 150H190L189 153H193V152L191 151V150H192L191 148H193V146H191V144H189L188 146H186V147H184ZM184 148H183V149H184ZM27 149H28V147H27L25 150H27ZM83 149H84V148H83ZM139 149H140V148H139ZM143 149H140V150H143ZM158 149H159V150H158ZM161 149H163V150L161 151ZM194 149H195V148H194ZM194 149H193V150H194ZM12 150H14L13 152H15V149H12ZM21 150H22V149H21ZM21 150H19V151L22 152ZM23 150H24V149H23ZM34 150H36V149H34ZM98 150H99V149H98ZM157 150H158V152H157ZM180 150H181V148H180ZM195 150H197V151L201 150V152H202V147L196 146V149H195ZM9 151L11 152V149H10ZM9 151H8V153H9ZM19 151H18V152H19ZM105 151H106V150H105ZM154 151H155V152H154ZM184 151H185V149H184ZM184 151H183V152H184ZM197 151H196V155H197V156H195V154H194V156L196 157V159H197V157H198L199 159H197V160L201 161V160H202V159H201L202 156H201V154H197ZM1 152H2V150L0 151V153H1ZM13 152H12V154H11V156L13 157V160H12V161H14V158H15L16 156H20V157H21V155H19L20 153H19V154H18V153L16 154L17 151H16L15 153H13ZM25 152H27V151H25ZM31 152H32V153H31ZM156 152H157V153H156ZM162 152H166V153L168 152V153H167V154H168V157L166 156L165 153H162ZM179 152H180V155H181V151H179ZM22 153H23V152H22ZM160 153H162L163 155L165 154V156H166V158H167L166 160H168V162L164 159V158H165L164 156L161 157V154H160ZM189 153H188V155H187L186 153H183V154H186L187 156H189ZM194 153H195V151H194ZM199 153H200V152H199ZM13 154H16V156L13 155ZM26 154H27V153H26ZM156 154H157L158 157L156 156ZM178 154H179V153H178ZM9 155H10V154H9ZM9 155H8V156H9ZM28 155H27V156H28ZM30 155H29V156H30ZM159 155H160V157H161V162H159L160 164L157 163V164H159V165H156V164L154 163V161H157V162H158V158H160ZM175 155H176V154H175ZM191 155H192V154H191ZM1 156H2V154L0 155V159L3 157V156H2V157H1ZM14 156H15V157H14ZM23 156H25V155H23ZM27 156H26V157H27ZM32 156H30V158H29L30 160H31V157H32ZM145 156H146V155H145ZM155 156H156V157H155ZM170 156H171L172 158H171ZM192 156H193V155H192ZM192 156H191V157H192ZM194 156H193L192 158H194ZM200 156H201V158H200ZM34 157H35V156H33V158H34ZM154 157H155V158H154ZM175 157H176V156H174V158H175ZM177 157H178V156H177ZM177 157H176V159H177ZM179 157H180V156H179ZM179 157H178V158H179ZM143 158H144V159H143ZM156 158H157V159H156ZM162 158H163V159H162ZM169 158H171V159H169ZM184 158H185V157H184ZM187 158H188V157H187ZM187 158H186V159H187ZM228 158L230 159L229 156H228ZM3 159L7 160V159H11V158H9V157H8V158H2V159H1V162H2V163L0 162V164H5V163H3V162H5ZM24 159H25V158H24ZM29 159H28V160H29ZM44 159H45V158H44ZM145 159H146L147 161H146ZM154 159H156V160H154ZM179 159L181 160V157H180ZM16 160H17V159H16ZM16 160H15V161H16ZM28 160H27V161H28ZM45 160H46V159H45ZM51 160H52V158H51ZM163 160H165L166 162L164 161L165 163H162ZM232 160H233V159H231V161H232ZM7 161H8V162H7ZM7 161H6V162L9 163V160H7ZM10 161H11V160H10ZM15 161H14V162H15ZM32 161H33V159H32ZM32 161H30V162L33 163ZM55 161H56V162H55ZM143 161H144V162H143ZM159 161H160V160H159ZM175 161H176V160H175ZM181 161H182V160H181ZM184 161H186V160L184 159L182 162H184ZM194 161H195V160H194ZM202 161H203V160H202ZM14 162H13V164L11 163L12 166H10V164H8L9 166L6 164L7 166H5V167H3V168L1 167V168H0V171L2 170V171L5 172L4 174H7V173H6L7 170H8V171L12 170V172H13V174H14V173H15V170H18V169L21 170L22 167L26 166V164L29 163V161H28V163H23V162H26V159L23 160V158H21L20 161H19V160L17 161V164H18V162H19V163L22 162V163H20V164H18V165H14V164L16 163V162H15V163H14ZM178 162H179V161L177 160V163H178ZM182 162H181V163H182ZM192 162H193V160H192ZM196 162H197V161H196ZM232 162H233V161H232ZM31 163H30V165H31ZM144 163L147 164V166H148V170L145 169V168H146V164H144ZM166 163H168L170 166L167 165ZM170 163H171V164H170ZM181 163H180V164H181ZM200 163H201V162H200ZM203 163H205V162H203ZM21 164H22L23 166H22ZM35 164H36V163L34 162V164H33L32 166L36 167ZM45 164H46V162H44V165H45ZM154 164H155V166H153ZM162 164H163V165L166 164L167 166H169V167L167 168L166 165H165V168L167 169V172H166V169L163 168L164 166H163ZM178 164H179V163H178ZM197 164H198V162H197ZM44 165H42L41 168H43ZM149 165H150V167H149ZM194 165L196 166V163H194ZM203 165H204V164H203ZM211 165H212V164H211ZM228 165H229V162H228V164H227V167H228ZM231 165H232V164L230 163L229 166L231 167ZM13 166H15V167L13 168ZM156 166H157V167H156ZM160 166H161V168L158 169V167H160ZM195 166H194V167H195ZM197 166H198V165H197ZM212 166H213V165H212ZM212 166H211V167H212ZM232 166H233V165H232ZM28 167H29V166H28ZM57 167H58V168H57ZM201 167H202V169H203V170L201 169L202 172H203V171H204V167L202 166V164H201ZM201 167H200V168H201ZM211 167H210V168H211ZM263 167H264V165H263ZM9 168H11V169H9ZM29 168H30V167H29ZM79 168H80V162H78V159H77V167H76V169H79ZM152 168H155V170H153ZM196 168H197V167H196ZM213 168H214V167H213ZM231 168H232V167H231ZM231 168H228V171L232 170ZM6 169H7V170H6ZM14 169H15V170H14ZM26 169H27V167L25 168V170H26ZM35 169H37V168H35ZM51 169H52V168H51ZM139 169H140V168H139ZM157 169H158V170H157ZM20 170H19V173L21 172ZM33 170H34V168L32 169V171H30V170L28 169V170L25 171V172L30 171L29 173H33V172H34ZM42 170H44V172H45V171H46V172H45V175L42 176V177H44L45 179L43 180V178H42L43 181H42V184H41V185H42V190H43L42 192H43V194L40 193V195H42V196L40 197V198L42 199L41 204H38V202L36 201V200H37L36 198H38V197L40 196V195H39L38 197H36L39 193L35 195L34 192H32V191L30 192L31 194L33 193V195H31V197H32V196L36 197V198L32 197L33 199L30 198V199H32V200L35 199V202H34V201H32V202L35 203L36 205H35V204H33V205L31 204V205H32V207L35 206L33 209H34V210L37 209L36 211H33L32 208H30V210H29V207H28V206H30L29 204L32 203V202H31L30 199H28L29 197H28V198H25L27 195L25 196V193H24V192H19V191H22V190H21L22 188H21L20 190H16V191H18V193L23 197V199H22V197L18 198L19 196H17V199H15V198H14V199H15L16 201L19 200V199H20V201L23 200V202H26V201H27V202H29V204H28V203H27V204L25 203L26 206H27V208H28V209H26L25 204H23L24 207H22L23 205H21V204H20L21 202H19L20 206L17 204L18 207H20L19 209L17 208L18 211H17L16 207H12V206H15V205H11V201H9L11 198L9 199V196H6V197H5V196L3 195L4 193H5V195H7L6 193H8V195H11V193L14 192V191H12L11 193L7 192V189L9 188L7 185L5 186V187H7V189L4 190L5 192H4L3 194H2V192H3L2 189L0 190L1 195H3L5 198L9 199V200H6V202L9 201V202H10V203H9V204H10V207L12 208L11 210H8V209H10V207L6 206V205H8V202H7V204L5 203V204H4V207H3V204H1V202H3V201H0V205H2V206H0V213L2 212V214H3V212H7V216H6V215H1V214H0V216H3L2 218H4V217H8V216H9V217L5 220V222H7V221H8V222H7L6 224L3 223V225H6V226H3V227H7V228H8L7 230L10 229L8 232L13 234V235H12V234H9V233L7 232V234H9V235H8V236L4 235L3 232L5 231V234H6V231H7V230H4V229L2 228V226L0 227L1 230L3 231V232L0 233V234H1L2 236L4 235V236L6 237V238L4 237L5 240L8 238L6 241H4V238L0 235V239L3 238V239H2L3 242H4L3 244H6L7 242H9V244H8V243L6 244V245H9V247L7 248L6 245H5V246H3V244L1 245V242H2V241H0V245H1L3 248H7V249H20V248H18V247H21V245H23V244H21V242H19L18 240L23 239L22 237H24V239H23L24 241L29 242V243H28V247H26V246H27V244H26V246H25L26 248H29V247L31 248V247H32L33 245H35V244H36V245L38 244V247H40L41 244H42L41 241H44L45 239H47V238L50 236L49 234H51V233L53 234L52 227H51V223H50V218H52V214L50 213V208H51V207H48V205H49V204H48V196H47V194H48V193H47L48 189H46V187H44V185H43L47 180H48V182H49L50 180L47 178V174H46V173H47V168L45 167V169H42ZM159 170H161V172L163 171L164 173L161 174L160 172H158ZM197 170H198V169H197ZM199 170H200V169H199ZM211 170H212V168H211ZM155 171H157V172H155ZM170 171L172 172L171 168H170ZM212 171L215 172V170H212ZM212 171H211V173H209L210 170H209V172H208L209 175L211 174V177L214 176V174H215V173L213 172V175H212ZM22 172H24V170H23ZM151 172H152V173H151ZM153 172H154V173H153ZM230 172H233V171H230ZM263 172H264V168H262V172H261L262 175H263V178H264V174H263ZM35 173H36V175H37V174H39L40 172H38V171L36 172V171H35ZM35 173H33V175H34V179H33V180H34V181L36 180ZM42 173H43V171H42ZM55 173H56V174H55ZM76 173H78V172H76ZM196 173H197V172H196ZM200 173H201V171H200ZM203 173H204V172H203ZM13 174L9 173V174L5 175L4 177H2L1 179H3V178L7 179V176L10 177V176H13ZM16 174L18 175V172H17V171H16ZM27 174H28V173H27ZM53 174H54V175H53ZM156 174L159 175L157 178H156V176H157ZM168 174H169L174 180L171 179V178L169 179L168 177H170V176H168ZM198 174H199V173H198ZM198 174H197V175H198ZM2 175H3V172H2V174H0V177H1ZM19 175H20V176H17V177H18V178H17V181H18L19 177H21L22 173L19 174ZM24 175H25V173L23 174V178H22V180L26 177V175H25V177H24ZM28 175H29V176H28L29 179L31 180L30 177H33V175H32V174H31V176H30V174H28ZM55 175H56V176H55ZM165 175H166L167 177H166ZM200 175H201V174H200ZM204 175H205V173H204ZM204 175H203V176H204ZM206 175H207V174H206ZM45 176H46V177H45ZM54 176H55V177H54ZM142 176H144V177L142 178ZM207 176H208V175H207ZM231 176H233V174H232V175L227 174L226 177L229 179ZM148 177H149L151 180H150V179H147ZM154 177H155V178H154ZM164 177H165V178H168L169 180H172V183H173L172 186H174L175 188L172 187V186H171L172 183L170 184L169 181H168V179H165ZM197 177H198V176H197ZM204 177H205V176H204ZM214 177H215V176H214ZM10 178H11V177H10ZM26 178H27V177H26ZM159 178H160V179H159ZM201 178H202V176H201ZM201 178H199V180H200ZM207 178L209 179V177H207ZM1 179H0V180H1ZM5 179H4V180H5ZM13 179H15V177H14ZM29 179L27 178V179H24L23 181L28 180V182L26 181V183L29 184V183H30V182H29V181H30ZM46 179H47V180H46ZM57 179H56V180H57ZM164 179H165L166 181H165ZM197 179H198V178H197ZM202 179L204 180V178H202ZM231 179H232V178H231ZM231 179L229 180L230 182H231ZM19 180H21V179H19ZM33 180H32V182H33ZM162 180H163V181H162ZM199 180H196V181L199 182ZM203 180H202V183H203V186H204L205 184H204ZM210 180H211V179H210ZM23 181H22V182H21V181H18V182H20V186H21V184H23L22 186H24V187H25V186H27V187H28V186H31V189H32L34 186H36L37 184H38V186H36V187L39 188V187L41 186V185H40L41 182H40V183H38V182H37V183H36V182H33V183H34V186H32L31 184H30V185H24ZM51 181H50V183H52V184L48 185V184L45 183V185L48 186V187H51V185H52L51 188H52V190H54V200H55V202H56L57 199H58V197L55 199V197H56V193H57V196H58V194L61 192V186H60V188H57V187H59V184H56V181H55V182H54V181L51 182ZM204 181H205L206 183H209V182H207V180H204ZM208 181H209V180H208ZM226 181H227V180H226ZM2 182H3V181H2ZM14 182H15V181H14ZM48 182H47V183H48ZM198 182H197V183H198ZM211 182H212V180H211ZM211 182H210V184H211ZM4 183H5V182H4ZM8 183L11 185L13 182L11 183V181L8 180ZM15 183H16V182H15ZM15 183H14V184H15ZM26 183H25V184H26ZM57 183H58V182H57ZM194 183H196V182H194ZM213 183H215V185H216L217 181H215V182H213ZM221 183H222V182H220L219 185H220ZM226 183H227V182H226ZM1 184H3V183L0 182V186H1ZM6 184H7V182H6ZM18 184H19V183H18ZM35 184H36V185H35ZM198 184H199V183H198ZM200 184H201V181H200ZM200 184H199L198 186H200ZM210 184H208V185L206 184V185L209 187ZM230 184H231V183H230ZM16 185H17V184H16ZM56 185H57V187H56ZM76 185H77V186H76ZM144 185H146V186H144ZM164 185H167L168 187H170V188H167V189H170V191L167 190L166 188L164 189ZM201 185H202V184H201ZM211 185H213V186H211ZM211 185H210L211 189L208 190L209 193H208V192H203V191H201V190L197 187V185H194L195 187H197V189H194V188H193V191L195 190V191H194L195 193H197V192L199 191V193H201V194H195V193L193 192V194H192V196H191V199H190V200L188 199L190 202H189V201H186V203H189V204H187L188 206H187V205H184L185 202H184V203L181 202V203L185 206V208H186V207L188 208V209L186 210V209H184V206H183V209H182V207H181V209L184 210V212L189 210V212H186L188 215H186V213H185L186 216H189V218H190V217H192V216L194 215V211H193V206H194V205H193V200H194L195 198H196V199H197V198L202 199V198H205V197H207V198H209V199L211 198L212 201L209 200V202H208V199L206 198V199H207V203L209 204V203L211 202V203H214V204L217 205V203H218V201H217V200H218V199H217L218 193L216 194L215 191L218 190V187H217V185H216L215 188H214L213 190H215L216 188H217V189L213 192V191H212V187H214V184H211ZM221 185H223V184H221ZM228 185H229V182H228ZM232 185H233V181H232ZM53 186H54V187H53ZM150 186H151V187H150ZM152 186H153V187H152ZM154 186H155V187H154ZM167 186H166V187H167ZM223 186H224V185H223ZM1 187H2V186H1ZM1 187H0V188H1ZM5 187H4V188H5ZM10 187H11V186H10ZM36 187H34V188H36ZM43 187H44V189H43ZM74 187H75V188H74ZM74 187H73V190H74L75 201H76L77 204H78V202H80L79 200H80V196H81V191H80V190H81V180H80V177H79V176H76V178H75V184H74ZM201 187H202V186H201ZM201 187H200V188H201ZM219 187H220V186H219ZM221 187H222V186H221ZM221 187H220L219 189H220V191H221V193H222L223 190H221V189L224 188V187H222V188H221ZM225 187H226V189H227V186H225ZM228 187H229V186H228ZM2 188H3V187H2ZM12 188H13V187H12ZM12 188H11V189H12ZM17 188H18V187H17ZM19 188H20V187H19ZM19 188H18V189H19ZM38 188H37V190H38ZM40 188H41V187H40ZM56 188H57V190H56ZM153 188H154V189H153ZM155 188H156V190H155ZM159 188H160V189H159ZM205 188H206V187H205ZM78 189H79V190H78ZM172 189H173V190H172ZM175 189H176V190H175ZM201 189H203V187H202ZM230 189H231V187H230ZM230 189L228 188V190H230ZM232 189H233V188H232ZM8 190L10 191V189H8ZM26 190H27V188H26ZM32 190H33V189H32ZM34 190H35V189H34ZM39 190H41V189H39ZM44 190H45V191H44ZM46 190H47V191H46ZM58 190H59V191H58ZM76 190H77V191H76ZM152 190H151V191H152ZM154 190L156 191V193H154V192H155ZM160 190H161L162 192H164V194L161 193V194L158 196V195H157V191L160 193ZM166 190H167V191H166ZM171 190H172V191H171ZM1 191H2V192H1ZM23 191H24V190H23ZM28 191H29V189H28ZM35 191H36V190H35ZM55 191H56V193H55ZM57 191H58V192H57ZM127 191H128V190H127ZM204 191H206V190H204ZM37 192H39V191H37ZM167 192H168V193H167ZM184 192H185V191H184ZM217 192H218V191H217ZM225 192H226V191H225ZM227 192H228V191H227ZM230 192H233V190H230ZM18 193H16V195H17ZM23 193H24V194H23ZM140 193H142L143 195H142V194L140 195ZM144 193H145V192H144ZM159 193H158V194H159ZM203 193H205V194L203 195ZM19 194H18V195H19ZM26 194H27V193H26ZM154 194H156L157 197H156V195H154ZM165 194H167V197H168V198H166V195H165ZM174 194H175V193H174ZM212 194H213V195H212ZM1 195H0V197H1ZM12 195H13V194H12ZM16 195H15V196H16ZM28 195H30L29 192H28ZM134 195H136V196H134ZM153 195H154L153 198H154L155 201L153 200V198H152V199L150 198V196H153ZM161 195H162V197H163V195H165L166 200H165V198H162ZM172 195H173V194H172ZM229 195H230V196H229ZM232 195H233V194H232ZM252 195H253V194H252ZM3 196H2V198H3ZM138 196H139V197H138ZM182 196H183V197H182ZM220 196H221V195H220ZM253 196H254V195H253ZM134 197H136V198H134ZM232 197H233V196H231V193H230V194H229V193L224 194L223 202H224V203L227 202L225 205H227V208H229V209L227 210V209L224 207V208H225L224 210L229 211V212H230L229 216L231 217V215H232V219H233V214H231V213H233V199H232ZM2 198H0V199H2ZM12 198H13V197H12ZM40 198H38V199H40ZM43 198H44V199H43ZM115 198H116V197H115ZM115 198H114V200H115ZM129 198H130V200H128ZM137 198H138V199H137ZM156 198H157V199H156ZM158 198H159V199H158ZM175 198H176V197H175ZM192 198H193V199H192ZM14 199H13L12 203H13V204H16L17 202H16ZM24 199H25V201H24ZM126 199H127V200H126ZM147 199H149V201H148ZM167 199H168V201H167ZM206 199H205V201H206ZM225 199H226V200H225ZM231 199H232V200H231ZM4 200H5V199H4ZM28 200H30V201H28ZM116 200H115V201H116ZM150 200H153L154 202H153V201L150 202ZM160 200H161V201H160ZM162 200H163V201H162ZM164 200H165V201H164ZM171 200H172L173 202L170 203ZM176 200H177V198H176ZM258 200H259V202H261L259 198H257L256 196H254V197H253V200L249 201V202H251V203H249V207L251 206V210H254V211L251 212L252 215H255V214L258 215V213H257L258 211H261V212L263 211L262 214L259 212V214H261V216L263 217V218H262V217L259 216L262 220L259 219L258 217H255V216H257V215L253 216V218H252V216H250V211H251V210H250V209H249L250 211L248 210V206L242 208V209L245 210L244 213H246V214L244 215L245 217L243 216L242 218H243V219L245 218V220H247V223H248V224L251 223V222H253V221H255V218H258V219H259V222L261 221L260 223H264V207H263V210H261V208H260V210L258 209V207H260V204H261V203L258 202ZM38 201H39V200H38ZM126 201H127V203H126ZM140 201H141V202H140ZM147 201H148V202H147ZM221 201H222V198H221V200H220V204H222ZM228 201H230V204L228 203ZM118 202H117V203H118ZM138 202H139V203H138ZM168 202H169L170 204H169ZM194 202H195V201H194ZM197 202H198V201H197ZM231 202H232V203H231ZM3 203H4V202H3ZM136 203H137V204H136ZM149 203H150V204H149ZM152 203H154V204H152ZM157 203H158V204H157ZM160 203H161V204H160ZM181 203H180V205H181ZM186 203H185V204H186ZM199 203H200V204H198V203L196 204V202L194 203V204L197 206V207L194 206V210H196L197 212L203 213V211H206V210H207V208L205 207L204 204H203V205H204V207L206 208V209L204 208L205 210H204V209H203V210L198 209V210H199V211H198L196 208H201V207L203 206V205H201V204H202V203H205V202H203V199H202V201L199 200ZM262 203H263V202H262ZM55 204L57 205V202H56ZM134 204H136V205H135L136 207L134 206ZM138 204H139V205H138ZM140 204H142V205H140ZM144 204H145V205H144ZM146 204H147V206H148V204H149L148 207H149L150 209H149L148 207L146 208ZM155 204H156V205H155ZM164 204H165V205H164ZM205 204H206V203H205ZM220 204H218V205L221 207ZM56 205H55V207H57ZM129 205H130V206H129ZM153 205H155V206L152 207ZM159 205H162V206H160V208L162 207L161 209H162V210H165L168 214H166V212H165V214H163L164 212H162V214H163L164 216L162 215V216L160 217V219L157 218V219L154 220L155 222H152V220H151L150 217L148 216V215H149L148 213H149V212H151V213L156 212V213H154V214H158L159 211H160V210H159V209H160V208H159ZM180 205H179V207H180ZM192 205H193V206H192ZM198 205H200V206H198ZM225 205H224V206H225ZM258 205H259V206H258ZM140 206H141V207H140ZM143 206H144V207H143ZM150 206H151V207H150ZM164 206H165V208L167 207L168 209L166 210V209L164 208ZM219 206H215V207L218 209ZM228 206H230V207H228ZM253 206H254V207H253ZM261 206H264V205L262 204ZM114 207H115V205H114ZM126 207H127V209H130V208H131V209H130V210H127ZM133 207H134V208H133ZM138 207H139V208H138ZM142 207L145 208L146 211H142V210H144ZM222 207H223V205H222ZM222 207H221V208H222ZM1 208H2L3 210H2ZM23 208L25 209V212H23V211H24ZM35 208H36V209H35ZM38 208H40L41 210H39ZM73 208H74V207H68V208H67L68 211H67L66 218H67L68 220H70V221H69V224H70V225L68 226V232H67V239H68V241L70 242V239H72V237L74 236V237H73L74 239H72V241H76V244L73 242L75 247H73V246L71 245V247H72L71 249L74 250V249H76V245H77V243L80 242V241L77 242V240H78V239L81 240L80 237H78V239L76 238V237L79 235V232H80V231H79V232L77 233V231H78L77 229L80 230V227H78V225L80 226V224L82 223V222H81V218H83V215L85 216V213H87V208H88V207H80V204H78V205L76 206L77 210L80 208L78 211L75 210L76 208H75V209H73ZM135 208H136L137 210H139V211H137ZM140 208H141V209H140ZM176 208L179 210V211H177V214H178V215L181 214V216H183V215H184V214H183V211H180L181 209L178 208V207H176ZM216 208H214V210L217 212V213H215V214H219L218 212H220V211H219L220 208H219V210H217ZM239 208H240V207H239ZM15 209H16V210H15ZM31 209H32V210H31ZM133 209L136 210L137 213H139V214L136 215L137 213H135V211L133 212ZM177 209H175V210H177ZM209 209H212V208H211V207H210V208L208 207V210H209ZM256 209H257V212L255 211ZM20 210H21V212H22L23 214L20 212ZM26 210H27V211H26ZM28 210H29V211H28ZM80 210H81V211H80ZM83 210H84V211H83ZM116 210H117V212H115ZM122 210H123V215H122ZM125 210H127L129 213H130L131 210H132L133 213H132V212L130 213V217H129V218H128L129 215L126 216L127 211H125ZM148 210H149V211H148ZM175 210H174L173 213H176ZM208 210H207V211H208ZM224 210H223V211H224ZM30 211H31V212H30ZM38 211L40 212V214H39ZM124 211H125V212H124ZM196 211H195V212H196ZM201 211H202V212H201ZM210 211H211V210H210ZM223 211L221 210V212H223ZM226 211H225V212H226ZM240 211H241V208H240ZM246 211H249V213H247ZM11 212H13V213L15 212V213H14L15 216H12V217H11V215H13V213H11ZM29 212H30L31 214H30ZM33 212H34V215L37 214V212H38V214H39V215H35V216H37L36 218H38V219L36 220V222H35V220L33 221V219H32V216L35 217V216L33 215ZM41 212H42V213H41ZM140 212H141V213H140ZM144 212H146L147 214L145 215ZM191 212H192L193 214H191ZM197 212H196V213H197ZM208 212H209V211H208ZM212 212H214V211H211V213H212ZM221 212H220V214H221ZM241 212H242V211H241ZM26 213L28 214V216H27ZM72 213H73V216H77V214H79V215H80V214H81V215L83 214V215H82V216L80 215L81 217H79V215H78V217H79V218H78V217H73V216H71ZM99 213H100V212H99ZM99 213H94L93 217L91 216L92 218H91V221H90V222H91V223L95 222V225H94V223H93V225H94L93 227H95V229H96V231H93V232H92V236H91V237H93V238H91L92 240L95 238L94 235L96 236L97 233H98V235H99V232L102 233V235L105 236V238H106V235H105V233L103 234V232L106 231L105 228H104V226H106V223H107V222L102 221V220H103V219H102V216H101V214H99ZM107 213H108V214H107ZM129 213H128V214H129ZM173 213H172V215L174 216ZM196 213H195V215L197 216L198 214H196ZM205 213H206V212H205ZM226 213H228V212H226ZM253 213H255V214H253ZM5 214H6V213H5ZM25 214H26V216H27V219H29V217H30V219H31V220L29 219L30 221L27 220V219H25L26 216H25V218H23ZM106 214L108 215V217H107ZM133 214H134V215H133ZM208 214H210V212H209ZM215 214H213V215H215ZM16 215H17V216H16ZM21 215H23V217H22V218H19ZM30 215H31V216H30ZM41 215H42L43 217H42ZM68 215H70V216H68ZM99 215L101 216L100 219H99ZM135 215H136V216H135ZM139 215H140V217H139ZM213 215H212V217H210L211 214H210V216H209V217H210L209 219H211V220H206V219H208V217L204 215V216L206 217L205 220L207 221V222H206L207 224L205 223V220H204V222H203V220H202L200 217H198V216H197V217L194 216V217H196V218L193 217V219H195L196 221H197V219H198V221H197V228H198V233H199L198 236H199V237H200V236H203L202 234H203L204 232H207V231L209 230V228H208V230L206 229L207 231H206V230L204 231L203 228H202V226H201V224H200L199 222L203 223L204 226H205V224L208 225V226H210V230H211V228L214 229L213 227L216 226V222H217V220H215V219H217V215L214 216V217H213ZM225 215H226V214H225ZM242 215H243V214H242ZM113 216H114V215H113ZM146 216H147V217H146ZM201 216H202V214H201ZM221 216H222V214H221ZM14 217L18 220V221H17V220L15 219L17 222L14 220ZM68 217H70V219H69ZM105 217H107L108 219L105 218ZM121 217H122V218H121ZM126 217H127V218H126ZM134 217H133V219H132L133 221L131 220V221H132V224H131V223H130V224H131V226H134L135 229H133V227H130V224L128 225L130 228H129L128 226H127L128 228L125 226V230L128 231V234H129V235H128V234H127V235L129 236V238H128V236L126 235V233H125V235H123L122 237H119V236H118V237L121 238V240H127V238L131 240L132 237L130 238V234H131V232H132V233H134V234H131V235L133 236V238H134L135 240H136V239H137V240H140L141 238H142V239H145V240L149 239L148 236L150 235V233H147V232H146V233H145L146 235H145V234L143 233V230H142V229L145 228L144 225H146V224H144V225L141 224V223H139V224H141V225L137 224L138 221H137ZM138 217H139V218H138ZM145 217H146V218H145ZM174 217H177V215L174 216ZM225 217H227V216H225ZM254 217H255V218H254ZM2 218H1V219H2ZM10 218H11V219H10ZM36 218H34V219H36ZM43 218H44V220H43ZM72 218H73V220H74L73 222H72ZM74 218H75V219H74ZM93 218H94V219H93ZM116 218H119V220L123 221L124 225L120 224L119 221H118V219H116ZM143 218H144V220H143ZM147 218H148V219H147ZM169 218H170V219H171V218L173 219V217H171V216H170ZM179 218H180V216H179ZM179 218H177V219H175V220L173 219V220H172L173 223H172V221H171L170 219H168V220H170V221H171V224H173V225H174V224H177V225H183L184 222H185V225H186V224L188 223L187 221H183V222L180 221V222H178L177 220H182L181 218H180V219H179ZM183 218H184V220H185V217H184V216H183ZM199 218H200V220H199ZM214 218H215V219H214ZM251 218H252V219H251ZM4 219H5V218H4ZM9 219H10V220H9ZM22 219H25V220H22ZM96 219H97V220H96ZM101 219H102V220H101ZM122 219H124V220H122ZM134 219L137 221V222L135 221L136 225L134 224ZM145 219H146V220H145ZM149 219H150V220H149ZM165 219H166V218H165ZM165 219H164V220H165ZM203 219H204V218H203ZM224 219H225V218H224ZM227 219H228V218H227ZM11 220H13V221H12V224L9 223V222H11ZM38 220H39V221H38ZM79 220H80V221H79ZM92 220H94V221L92 222ZM129 220H127V221H129ZM156 220H158L159 223H158ZM187 220H188V219H187ZM195 220H192V221H194V222L196 223ZM3 221H4V220H3ZM3 221H2V222H3ZM14 221H15V222H14ZM28 221H29V222H28ZM77 221H79L78 223H80V224H78ZM96 221H98L99 224H98ZM127 221H126V222H127ZM143 221H144V222H143ZM170 221H168V222H170ZM188 221H191V220H188ZM192 221H191V222H192ZM230 221H231V220H230ZM240 221L244 222V225L247 224L246 221H243V220H240ZM240 221H239L238 223H241ZM256 221H257V220H256ZM256 221L253 222V223H256ZM0 222H1V220H0ZM19 222H20V225H19ZM38 222H39V223H40V222H42V223L45 222V224H46L47 226H43V224H39ZM74 222H76V226H77L78 228H76V227L73 226V225H75ZM109 222H108V223H109ZM129 222H130V221H129ZM259 222H258V223H259ZM15 223H17V225H16ZM37 223H38V224H37ZM73 223H74V224H73ZM96 223H97V224H96ZM108 223H107V225H108ZM111 223H109V224H111ZM150 223H151V224H150ZM209 223H210V225H209ZM228 223H229L228 228L231 229L232 226H230V222H229V221H228ZM7 224H9V225H8L9 227H10V226H12V227L9 228V227L7 226ZM26 224H27V225L30 224L29 226H31V224H32V227H27ZM33 224H34L35 226H37V230H35L36 227H34ZM45 224H44V225H45ZM104 224H105V225H104ZM112 224H111V225H112ZM118 224H117V225H118ZM127 224H128V222L126 223V225H127ZM160 224H161V223H160ZM162 224H163V222H162ZM166 224H167V222L164 221V224H163V225H166ZM171 224H169V226H171ZM192 224H193V222H192ZM225 224H226V223H225ZM21 225H22V226H26V227H24L23 229H21V230H22L21 232H23V230H24V233H26L25 231H29V232H30V230H31V233H30V234H29V233H26V234L22 233V237H21V238H19V237H18L19 235H17V239H18V240H17V239L15 238V237H16V233L19 234V232H20V230H19L20 227H19V226H21ZM40 225H41V226H40ZM96 225H97V226H96ZM113 225H112V226H113ZM138 225H139V226H138ZM147 225H146V226H147ZM187 225H188V224H187ZM226 225H227V224H226ZM232 225H233V224H232ZM239 225H241V224H239ZM242 225H243V223H242ZM14 226H17V227L15 228ZM42 226H43V227H42ZM71 226H72V227H71ZM100 226H101V227H100ZM121 226H123V227L121 228ZM142 226H143V227H142ZM204 226H203V227H204ZM13 227L15 228V230H14ZM46 227H47V228H46ZM70 227H71L72 229H71ZM73 227H74V228H73ZM96 227H97V228H96ZM107 227H110V228H108V230H109V229H113V228H111L110 225L107 226ZM136 227H137V229H136ZM226 227H227V226H226ZM240 227H241V226H240ZM240 227H239V230L242 229L241 231H239L240 233H241V232H244V233L247 232V231H246L247 229L245 230L244 227H243V228L241 227V229H240ZM11 228H13V230H12L13 232H10V231H11ZM21 228H22V227H21ZM27 228H28V230H27ZM34 228H35V229H34ZM38 228L41 229V230H39ZM42 228H43V230H42ZM126 228H127V229H126ZM138 228H139V229H138ZM141 228H142V229H141ZM194 228H195V229H194L195 232L197 233V231H196V230H197L196 225H194ZM228 228H227V229H228ZM16 229H17V230H16ZM25 229H26V230H25ZM33 229H34V230H33ZM44 229H45L47 232H46ZM48 229H49V230H48ZM74 229L77 230V231H75ZM95 229H94V230H95ZM204 229H205V228H204ZM215 229H216V227H215ZM215 229H214V232H215ZM232 229H233V228H232ZM1 230H0V232H1ZM72 230H73V232L75 231V233L78 234V235L75 236L74 233L71 232ZM97 230H98V231H97ZM99 230H100V231H99ZM129 230H130V233H129ZM135 230H136V231H139V230H140L139 232H141V231H142V232H141V233H138V232H135ZM183 230H184V229H182L181 231H183ZM127 231H126V232H127ZM163 231H169V232H167V233H170V232H171V228H170V229H169V228H165ZM228 231H229V230H228ZM228 231H227V232H228ZM231 231H232V230H231ZM231 231H230V232H231ZM14 232H15V234H14ZM21 232H20V233H21ZM39 232H40V233H39ZM43 232H45V233H43ZM48 232H49V233H48ZM108 232H109V231H108ZM214 232H212V234H211V232L208 231L207 234H208V235L211 234V235L213 236V235L216 234V233L213 234ZM232 232H233V231H232ZM232 232H231V233H232ZM47 233H48V234H47ZM72 233H73V235H71ZM137 233L139 234V236H138ZM23 234H24V235H23ZM31 234H32V235H31ZM40 234H43V235L40 236ZM135 234H137V236H136ZM140 234H141V235H140ZM143 234H144V235H143ZM207 234H205V235H207ZM26 235H27V236H26ZM33 235H35V236H37V237L35 238ZM70 235H71V236H70ZM100 235H101V234H100ZM117 235H118V234H117ZM142 235H143V236H142ZM169 235H170V234H169ZM169 235H168V237H169ZM20 236H21V235H20ZM29 236H30V237H29ZM141 236H142V237H141ZM171 236H172V238H173V236H174V239H179V238L181 237V236H178V237H177V236H175V235H171ZM198 236L196 235V236H194V237H198ZM1 237H2V238H1ZM26 237H27V238H26ZM31 237H34V240H32ZM135 237H136V238H135ZM137 237H138V238H137ZM139 237H141V238H139ZM143 237H145V238H143ZM194 237H193V238H194ZM199 237H198L199 240H198V239H195V241H196V243L194 242V243H195V244H194L195 246H194L193 244L191 245V247H193V248L191 249L192 251L189 250V248H191V247H189V248L187 247V248H188V250H187V249H186V246H185V245H182V244H181V245H182L183 247L185 246V248H184L183 250H181V247H180V246L177 247L178 249L173 251V252H175L174 254H173L171 251H172L173 249H176V248H175V247H172L173 245L171 246V245H170L171 243H169V247L171 246V247H172V248H171L172 250L170 251V249H169L168 246H167V248L169 249L170 254L172 253L173 255H175V257H177L176 260L178 259V261H179L178 263H179V264H180V262H181L180 260H181V258H182L183 256L179 258V255H178V253H177L178 250H179V251H178L179 253H181V252L183 251V253H184V257H186V256L188 257V258H187V257H186V258H184V257L182 258L184 262H186V261L188 260L189 262L191 261L190 263L187 262L188 264H194V263H195L194 261H196V260H195L196 257L199 256L200 260H199L197 263H198V264H202V259H201V258H203V261H204V259H205V253H204V252L201 253V252L203 251L202 247H201V246H198V245L196 246V244H198L199 242L202 243L203 240H204V238H205V240H207L208 238L206 239L207 236H206V237L203 236L204 238H203V240H201L202 237H201V238H199ZM214 237L217 238L216 235H215ZM239 237H240V236H239ZM241 237H242V236H241ZM241 237H240V238H241ZM37 238L40 240L39 242H38V239H37ZM43 238H45V239L43 240ZM75 238H76L77 240H76ZM96 238H97V239H96ZM96 238H95V240H93V241L96 243L95 245H94V242L91 241L92 247L90 246V248H91L92 250L90 249V251L93 252V250L95 249L94 252H96V250H97V251L99 252V254H101V255L97 256V255H98L97 252H96V253H92V254H94V255H93V256H89V261L87 260V261L90 262V263H87V261L84 262L83 259H82L83 262L80 261V258H82V257L80 256V255H81V254H80V251H79V252L77 251V250H80V247H81V246H80L81 243H79L80 245H79V244L77 245V246H78L77 248H79V249H76V253H75V250H74V252H73L72 250L69 251V257H68V262H69V264H75V262H77V263L82 262V264H85V263H86V264H94V263H93L94 261H96V263H99V260H100V263H99V264H101L102 262H103L102 264H109V263H110L109 261H113V260H114L113 262H115V261L117 260V262H119V264H123L122 261H124V262L131 261V258H132L131 256H132V255L134 256L135 254L138 255V258H137L136 261L139 262L138 264H141L140 261L143 260L142 257L144 256L143 258H146V257L148 256V252L151 251V248H155V247H157L158 250H157V248L154 249V250L152 249V250H153L154 252H155V251H156V252L158 251L157 253L161 254V253H162V252H161L162 249H163L166 245H168V243H166V245H165V243H164L165 246L160 245V244H158V245L156 244V246H155V244H154V246H153V245H150L151 248H147V247H146V248H142L143 250H142V249H141V251L139 250V251H138V254H137V253H134V254L132 253V255H130L131 253L128 254V253H126L125 251L122 250V251L124 252V254H125L124 258L120 257V255H122V256L124 255L123 252H120V253L118 254V257L115 256L114 259H113V258H112L113 255H112V254L109 252V250H108V248H109V246H110V243H109V242H106V239H102V236H101V237H98V236H97ZM98 238H99V239H98ZM100 238H101V239H100ZM103 238H104V237H103ZM146 238H147V239H146ZM182 238H183V237H182ZM209 238H210V237H209ZM228 238H229V237H228ZM228 238H227V239H228ZM244 238H246V237H243V239H244ZM15 239H16V240H15ZM35 239H36V240H35ZM134 239H133V240H134ZM169 239H171V237H170ZM221 239H222V238H221ZM30 240H31V241H30ZM208 240H209V239H208ZM213 240H214V238H213ZM213 240L210 239L211 242H213ZM231 240H232V237H231V239H228V241H230V242H231ZM24 241H22V243H24ZM36 241H37V243H36ZM72 241L70 242V244L72 243ZM11 242H12V243H11ZM30 242H31V243H30ZM40 242H41V244H40ZM98 242H102V245H101V243H98ZM104 242H105V243H104ZM230 242H229V243H230ZM98 244L101 245L102 250H104L103 248H105V251L102 252V250H101V248H100V246H99ZM105 244H106V245H105ZM24 245H25V244H24ZM36 245H35V246H36ZM54 245L56 246V243H54ZM199 245H201V244H199ZM35 246H34V247H35ZM79 246H80V247H79ZM103 246H104V247H103ZM106 246H107V247H106ZM160 246H161V247H160ZM162 246H163V247H162ZM187 246H188V245H187ZM227 246H228L227 248H229V245H227ZM34 247H33V248H34ZM38 247H37V248H38ZM148 247H149V246H148ZM21 248H22V247H21ZM23 248H24V247H23ZM35 248H36V247H35ZM93 248H94V249H93ZM159 248L161 249V251L159 250ZM165 248H166V247H165ZM167 248H166V249H167ZM195 248H196V249H195ZM227 248H226V250H225V255H227V254L229 255V252L227 253V251H229V249L231 250L232 246H231V248H229V249H227ZM185 249H186V252H184ZM194 249H195V250H194ZM106 250H107V252H106ZM149 250H150V251H149ZM164 250H165V249H163V252H164ZM189 251H190V252H189ZM196 251H197V253H196ZM232 251H233V250H232ZM104 252L107 253V254H105ZM156 252H155V253H156ZM165 252H166V250H165ZM165 252H164V254H167V252H166V253H165ZM198 252H199V253H198ZM230 252H231V251H230ZM72 253H73V254H72ZM74 253H75L77 256H78V254H80V255H79L80 258H78L79 256L77 257ZM191 253H193V256H192ZM92 254H91V252H90V255H92ZM96 254H97V255H96ZM104 254H105V255H104ZM139 254H140V256L143 255L142 257H140V259H139ZM151 254H153L152 251H151L150 255H151ZM159 254H158V256H157V254H155L154 256L159 257V256H160ZM162 254H163V253H162ZM170 254H169V253L167 254L168 257H166L167 255H161L162 257L160 256L161 258H158V260H159V261H157L158 264L161 263V261H162V262L165 261L164 263H161V264H167L168 262H169V263H172L171 261H172V260L174 261L175 257H173V256L170 257V256H169ZM186 254H187V255H186ZM126 255H127V256H126ZM181 255H183V254L181 253ZM181 255H180V256H181ZM194 255H195V256H194ZM200 255H201V256H200ZM211 255H212V253L210 254V257H211ZM230 255H232V254H230ZM94 256H95V258H96V257H97V258L95 259ZM91 257H93V259H94L93 262L90 260ZM134 257H135V256H134ZM151 257H153V256H151ZM169 257H170V258L173 257V259H172V260H171V259H168ZM226 257H229V258H230V259H229V258H226V260L229 259L228 262H230V260H233V258H231L232 256H226ZM74 258H76V259H74ZM98 258H99V259H98ZM111 258H112L113 260H110ZM126 258H127L128 260H127ZM165 258H167L168 262H166L167 260H165ZM192 258H193V259H192ZM194 258H195V259H194ZM138 259H139V261H138ZM179 259H180V260H179ZM191 259H192V260H191ZM74 260H76V261H74ZM77 260H78V261H77ZM97 260H98V261H97ZM126 260H127V261H126ZM176 260H175V264L177 263ZM197 260H198V259H197ZM106 261H107V262H106ZM143 261H145V259H144ZM183 261H182V262H183ZM200 261H201V263H200ZM145 262L148 263V261H145ZM157 262H154V263H157ZM226 262H227V261H226ZM77 263H76V264H77ZM96 263H95V264H96ZM142 263H143V262H142ZM230 263H232V262H230ZM230 263H229V264H230ZM80 264H81V263H80ZM125 264H126V263H125ZM173 264H174V262H173ZM203 264H205V263H203ZM226 264H227V263H226Z\"/></svg>",
  "mask_w": 264,
  "mask_h": 264
}]
</instances>
